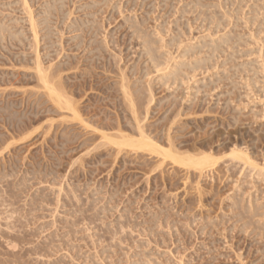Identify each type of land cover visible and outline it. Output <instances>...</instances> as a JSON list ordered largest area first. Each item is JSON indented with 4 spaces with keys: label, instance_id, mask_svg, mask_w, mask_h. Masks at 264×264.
I'll return each mask as SVG.
<instances>
[{
    "label": "rangeland",
    "instance_id": "374dc122",
    "mask_svg": "<svg viewBox=\"0 0 264 264\" xmlns=\"http://www.w3.org/2000/svg\"><path fill=\"white\" fill-rule=\"evenodd\" d=\"M1 1H2V3H1ZM78 1L79 0L76 1V4H75L74 0H70L69 1V2H71V4L66 1L67 4L65 6V11H69L70 8H73L72 10L74 11V8H75V12L76 13L73 12L75 14V15L73 14L75 16L74 20L78 19L77 21H80L82 19H86L83 16V15H85V11L92 13V10H93V14L89 13L90 14L89 15V14L86 13L88 15L87 18L89 19L88 25L90 24L89 27L92 28V29L90 31L89 27H85V29L83 28V31L82 30L81 31L84 32V33L81 34V32H80V38L79 39L81 40V38H82V41L86 42L90 38H92V36H93V38L95 37L98 41L103 40V39L106 38L104 40V44L105 45L104 44L102 45L103 41L99 42L103 47L106 46V47H104L105 50H103V52H102L103 55L100 54L101 58H100V56L97 57L93 52L89 53V50H87L88 54H86L85 53L86 49H90V47L89 48L87 47L85 49L83 46H81V47L79 46V48H78V45H76L77 42L75 40H72L71 37H70L71 35L74 36L76 33H74V32L72 33L70 31V29L67 30L66 27H65L66 26L65 24H67L66 21L59 18V20H58L59 25H58V22H57V25H58V27L61 26L59 28V29L62 28L61 30H64L63 28H65L66 32L64 34H65L66 37H64V35H63V37H64V41L63 42H64V46H65L66 41H67V44L65 46V51L62 52L61 56H59L58 59L61 60L62 62L66 61L67 58H68L67 56L71 54L69 59H71L73 61H78L80 59L79 57L81 56L80 60L81 61L84 60V63L90 62L91 64H94L96 62L97 66H99V65L102 66V67L101 66L98 67L99 70L96 68L95 72L96 73L98 72L97 75L99 74L100 78L102 77L103 79L102 78L101 79L104 80V81H102L100 78H98L99 75L98 76L96 75L95 77H91V76L90 77L89 76L85 77V76H80V74H79V76L77 78L74 77V79H73V81L77 82V85H76V88L78 90L77 92H81L80 86H79L80 83H84V87L87 86L85 89H86V91H88L87 94L90 95V100L88 101L86 96L83 97L84 99L86 98V101H85L84 105L87 106L86 107V112H89L91 110L89 115L90 116L92 115V119L94 121L103 118L102 119V124H104V122L108 121V119H106V114H108L109 119L113 121V119L116 118V112H118V111L120 112V108H118L120 106V104H116V102L118 100L116 94L113 93V91L111 93V91H110L111 89L107 90V88L110 85L112 86L114 84L113 83L114 82V78H112V77L118 71V67L121 66L120 68H122V67L126 68L125 65H127V68L125 69V71H128L126 73H127V75H129V77H131L130 79H132V80L133 79L136 80L135 79V76H136V78H138V77L140 78V79L138 78V80L143 81L145 79L144 81L146 82V81H149V78H150V81H151V78L153 76H156L155 78L153 77V79H152L153 81H151V83L154 82L153 83V88H154L155 96H157V98L155 97L156 99H154L152 101V102L155 101L154 104L152 103V106L153 105L154 106L152 107V109L150 111L151 113H149V115H148V118H147L148 121L146 120V123L150 126V128L155 127V128L160 129L162 124L166 123L165 118L170 117L172 112L175 110V104L177 103L179 106L182 105L181 106L182 107L181 108L182 112H183V109H186L184 113H186V114L188 113L187 116H189V118H188L186 116V114H185L184 116L186 118L183 117V115L181 117L182 118V122H183V119H186V121H189L188 122L189 124L187 123L188 127L184 130V132L186 131V134L184 133L185 134V136H184V140H185L184 142L185 143L187 142L188 144L205 145V146L209 145L214 151H216V150L219 151V152L216 151V157H220L222 153L224 154L225 152L230 151L229 149L231 147H234L233 145L235 144V142H238V145L240 147H242V148L248 147L247 149L250 152V154L252 155V159L255 160L256 162H258V166H256L257 169H260L262 166H264V163H263L264 162V154H263L264 153V44H263L264 42L261 40V38L264 37V30L261 33H258V32H260V30L264 29V28L259 29V27H261L260 26L261 24H262V27H264V8L262 7L264 5V0L262 1V3H261V0H258V1H260L261 4L258 3L257 0L256 1L255 0H242L241 3H240V0H237L238 3H235V0H233V3L231 2L232 3L231 6H230V2H228L229 0H207V1L206 0L202 1L201 0L202 1V5L203 4L206 5L207 2H209V1L212 2V3H208L207 6L203 5L204 7H202V8H201L202 5H201L200 0H188V1L184 0V1H186L185 2L186 4L184 3L183 0H168V1L166 0L164 2H163V0H161L163 3L160 2V0H147V1H145V0H137L135 2H133L134 0H130V1L129 0H112V2H111V0L110 1L106 0L107 5L104 2L105 0H98L99 2H97V3L100 4V5H98L96 3L97 5H94L96 7H94V6L91 7L92 10H91V8L84 7V4H83L82 0H80L79 3H78ZM86 1L84 3L93 2V0H89L87 2ZM118 1H119V3H118ZM123 1H124V3H123ZM171 1H173V2H171ZM191 1H193L195 3L192 4ZM220 1H221V3H220ZM9 2H11L12 4L9 5L10 4ZM16 2L17 1H15V0H13V1L12 0L11 1L10 0H0V5L3 4L4 12H5L2 15L3 8L0 9L2 11V12H0V18H1V15H2V19L6 15L7 16L8 15L11 16L10 13H12V11L14 10L13 13L15 15L12 13L13 16H11V17L8 16L9 18H7V16H6L7 22L9 21V23H7V24L11 26V21L13 19H14L13 20L14 23L16 21L18 22L19 19H20L19 23H17L18 27L14 26V25H16V23L14 24L12 22L13 28H14V30H15V28L17 30V28L18 29L19 28L22 29L23 27H25V28H23V30H25L26 33H27V30L29 31L27 34H25L26 36L27 35L29 36V40H28V38L27 39L24 38L26 41L24 39H21L22 41L24 40L22 45H21V44H19L20 42L19 43L17 42L18 44L15 43L16 42L15 40H17V39L12 40V39H10V38L8 39V37H6L7 40H9V42L11 40L10 44H8V42L6 41V38H3V39H5V42H2L1 41L2 39H0V42H1L0 47L2 45H4V46L7 45L8 47L11 46V45L14 46V47H10L8 49V52L6 51L7 53L5 52L7 46L6 47L2 46V48H4V50L2 48H0L1 49L0 50V55H2V57L0 56V59H1L0 60V65L2 66V65L5 64L4 67L0 66V76L6 70L11 69L12 72L9 71V70L5 72L7 76L9 74L8 78L13 77V74H15L14 77L17 76V79H20L21 81L25 80L23 82L24 84H30V83H28V80H30L29 79L30 76L28 77V75L25 74V73L28 74L29 70H26L25 68L20 66V64L18 62L20 61V58H19L20 55L23 56L24 54L26 55L28 53L29 55H26V57H28V58L30 56L34 57V53L32 54V50L33 49L30 47V44H29L30 43L31 31L29 30L30 27H29V25L27 23V19H26L27 15L25 16V13L22 12L21 4L16 3ZM138 2H139V4H138ZM187 2H189V4H187ZM198 2L201 5L200 6L198 4L200 6L199 7L200 9L198 8L199 12H201V9L204 8L203 9L204 11L202 10L203 15H204L205 11H208L205 14L207 15V13H208L207 16L208 17H212V16L216 15L217 8L220 10L219 12H221L223 10L222 12L223 13L225 12V14L226 13H230L231 14V12L233 11L232 13H235V14L239 13V15L237 16V22L240 21V23L238 24L237 22H235L234 19L236 17L233 18V16H236L237 14L236 15L235 14L230 15V19L228 18L227 14H226L225 15V17L227 16L226 21L229 19L228 21L230 22L231 16H232V20L231 21H233V22H231V23L225 22V20H223V18H222L223 15L221 16V13H222L221 12L220 15H218L217 18L221 17V20H223L222 21L223 23H221V25H223L224 27L222 26L223 27L222 28L221 25L219 27V23L221 22V20L220 19L218 20L216 18V16H217L216 15L212 19L213 21L215 19L214 22L212 21V23H215L214 25L212 24V26L214 28L213 29V28H211L212 26L210 27V25H208V22L210 23V21H209L210 18L205 20V18L207 17V16H205V18H204L205 21H203V17L204 16H201L202 17L201 18L196 13V12H198V9L194 8V10H193L192 6L196 7V5H197L196 3H198ZM213 2H214V5H213ZM247 2H248V4H247ZM72 3L75 5V7H73L74 5ZM101 3H102V6H101ZM108 3H111V5L110 4L108 5ZM120 3H123V4H121L123 7L119 6V8H118V5H120ZM132 3H133V7H132ZM171 3H172V6L168 7V4L171 5ZM217 3H218V7L216 6ZM226 3H228L229 5L228 4L226 5ZM245 3H246V6L244 5ZM4 4L6 5V7H5ZM82 4H83L84 8L81 7ZM153 4H154V7H153ZM183 4H185V6H188V5L191 6L192 5L191 6V8H192L191 10H193L195 12V17H196V14L198 15V17H200V18L196 17L198 19V21H197L196 18L194 19V13L192 15L193 11L189 10L190 7H185V6H183ZM233 4L234 5L236 4L234 6L235 8L233 7ZM253 4H255V5H253ZM257 4L261 5L260 9L262 10V13H261V10L257 8V6H256ZM113 5L117 9L114 8ZM136 5H137V8L135 7ZM198 5H197V7H198ZM208 5L210 7H213V6L216 7V8L214 7V9H216L214 13L213 12L212 13L209 12ZM222 5L224 7H222ZM252 5H253V7H252ZM77 6L79 7L78 10L80 8H82V11L79 10V13H80V11L82 12L81 15L78 14L79 17H80V20H79V17L77 15V10H76ZM103 6H104V9H103L104 12H102V11L99 12V7H100V10H101V8ZM109 6H111V7H109ZM172 7H173V10H172ZM179 7L181 8L180 10L177 9ZM238 7H239V9H238ZM241 7H242V9H241ZM108 8H110V9L107 10ZM184 8H186V11H187V9L189 11H188V13L183 15L184 16L183 17L182 14L186 12V11L182 12ZM220 8H222V10ZM223 8L226 11L229 8V10H231V12H228L229 10L226 12ZM232 8L234 10H232ZM250 8H251L252 12H257V14H258V11H259L258 17L261 16L260 17V22L259 21L256 22V20H254V18L257 16L255 13H253V14H255L254 17H253L252 12L249 14ZM7 9H9V10H7ZM84 9H89V10H85L84 11ZM151 9H152L153 13L151 12ZM161 9H162V11H161ZM256 9H258V10L256 11ZM16 10H18V11H16ZM116 10H118V11H116ZM146 10H148V11L145 12ZM174 10H176V12ZM211 10H213V8H210V11ZM236 10L237 11L239 10V12H235ZM17 12H19V13H17ZM95 12H96V14L94 15ZM150 12H151V14H150L151 18H150V15H148ZM161 12H162V14H161ZM181 12H182V14H181ZM241 12L244 13V14H242V16H244V18L241 16ZM246 12H247V14H246ZM22 13L24 15H22ZM112 13L115 14V15L113 16ZM138 13H140V14H138ZM202 13H199V14H202ZM187 14H189V16ZM209 14H210V16H209ZM217 14H218V12H217ZM260 14H262V15H260ZM73 15H72V18H73ZM92 15H94V17L95 16L100 17V18H96L99 21V23L96 21V19H94L92 17ZM132 15H134V16L137 15V16L135 18H133L134 16L131 17ZM166 15H168V17ZM249 15H252L251 16L252 19L250 17L251 21L248 20L249 19L248 18ZM82 16H83V18H82ZM129 16H130V19H129ZM162 16H164V17H162ZM174 16H175V18H174ZM16 17H18V20H17ZM123 17H124V19H123ZM147 17L150 18V19H148ZM241 17L243 18V23H242V18ZM6 18H5V21H6ZM72 18L70 17L69 21L73 20ZM91 18H93L95 20L94 21L92 19L94 22L98 23L99 30H98V27H97L96 23L93 26L94 22H93V24L91 23L92 21L90 22ZM110 18H112V19H110ZM143 18H145V19L147 18L148 22L145 21V19H143ZM189 18H191V19H189ZM239 18H240V20H238ZM115 19H117L116 22H115ZM131 19H132V21L133 20L134 21L132 22ZM135 19H136V21H135ZM154 19L157 21V23H156V21ZM174 19L175 20H180V21H178V23L181 22L182 24L181 23H180V25L178 24L177 27H181V28H176L177 22L175 24V20ZM246 19L248 20V22H247ZM124 20H125V22L127 20L129 22L131 21L130 23L128 22L129 23L128 25H130V26L134 22H136L138 24V20H139L140 23H141L142 20H144V21H142L141 24L139 23V25L141 27H143V28L145 27V30L143 28L142 29H143V31H145L147 33V35H151V36H153L152 37L153 39H155L157 41H160V42H158L159 45L161 43L162 36L166 35V38H165V36L163 38H165V40L166 39H168V40L166 42L164 41L163 44H164V46H166L167 49L164 48V47H163L164 48L163 49L162 45H161V50L159 52H161L162 55H163L162 50L164 51L165 54H166V52L168 54L169 47H170L171 43L173 45V42H174L173 38L177 37V36L179 37L180 35H182L181 37H183V38L182 39L180 38V39H181V41L183 40V42H181L180 39H178V37L175 39V40L178 39L177 42L178 43L181 42V43H179L181 45L178 44V47H177V45L175 46V44H174L171 47V50H170V51H173L172 52L173 54H175V51L176 52L178 51V52L175 54V56L171 55L172 53L169 52V55L167 56V58L173 57V58L176 59V61H173L170 58V61L172 60L170 64H173L175 62L177 63V60L179 62V60L181 59L179 55H181L182 52L180 50H178V49H182L183 50V48L185 46H188L187 43L190 44V45L191 44H195V41L197 42L198 39L200 41V36H201V40L204 41V38L207 40V39H210L211 36L214 37V35H215L214 38H217L219 36V34L222 35V33H227V32H230V31L234 30V31H232V34L234 36L236 35L235 36L236 38H237V35H238L237 39H239L241 37L240 39L243 40V41H241V42L238 41L239 42L238 44H234V43L237 42V39L234 38L233 42L234 41H236V42L233 43L234 47H232V49L235 48L233 51L231 50L230 47H229L230 48V50H229L228 46H226V47H224V50H222V51H224L225 54L222 53V51H221L219 53H221L222 55H220L219 53H218L219 56L216 55L217 56V60H219V61L221 60L220 64H217V65L215 64V66H217V68L214 69V67H215L214 66L212 68V70L211 69L209 70L210 72L207 71V73H206L207 75H205V73H204L205 71H203V70H202L201 73L199 72L200 74L197 76V78H199V79H196V80H198L200 82H204V80H202V77H203V79H204V77H206L207 79H205V82H207L208 81V77H210L209 78L210 82L213 79V80H215V84H214V81L211 82V84H209V81H208L207 84H209V85H206V83L205 84L203 83V85L207 86L206 87V86H203L202 83H200V82H199V85L197 84L198 82L197 83L193 82L192 80H194V79H192L191 81H186L185 80L184 81V85H183V82L180 81L181 84L179 86H178V84H179L178 82H176L175 84L171 82V84L173 86L169 83V85H170L169 87L173 91V92L171 91L174 94L173 95V94H171L169 92L170 90H167L166 88L164 90V87H163L162 84L158 85V82L156 84V81H154L156 78H158L159 81L162 82V80H160L161 79L160 76L162 77V75L165 73V68H166L165 64H163L165 66V68L163 70L164 72L163 71L161 72V70L163 68L162 65H161L162 68L159 67V69H158V70L161 69L159 73H158V71L156 69L157 67H154L157 72L155 71V69L152 68V66H151V68H152V70L154 72L151 70V68H150L151 72L148 69L150 74L157 73L158 76L160 75L159 77H157V74L156 75L152 74L153 76L148 74L147 76H145V71L144 70H146L145 68H147L148 64L146 65L144 62L145 61L147 62L148 57H146V55L145 56L143 55V57H141V54H144L143 44H141V42L143 41V38L140 37V35H139L140 38H137V36H133L134 34H131V33L134 32L135 35L137 34L135 32V29L133 30L134 27L131 26L132 28L130 29V27L127 26V24H126L127 22L124 24ZM195 20L197 21V23H196ZM201 20L206 23V24L203 23L204 24V28L208 29L207 26H209L210 33L206 32L205 35H203L204 31H206V30L203 29V31H202L203 26H201V24H202ZM21 21H23V23ZM61 21H63L64 24L61 23ZM164 21L167 22L168 24L170 23L169 26H167L168 24H163ZM193 21H195V22H193ZM244 21H246V22H244ZM252 21H255V23L252 22ZM143 22L144 23L147 22V25L143 24ZM216 22H217V24H216ZM251 22L253 24H251ZM184 23L185 24L187 23V25H185ZM224 23L226 25L227 24L228 25L230 24V25L226 26V25H224ZM24 24H25V26H24ZM171 24H172V26H171ZM19 25L20 26L22 25L23 27L21 28ZM118 25H119V29H117ZM121 25H122V28H121ZM144 25H146V26H144ZM150 25L152 26V28H149ZM153 25L155 27L156 26H159V27L156 29L155 27H153ZM217 25H218L219 29L221 28V32L222 33L219 32L220 30H218L219 34L216 37V32L215 31L217 29ZM233 25H235L234 29H233ZM242 25H243V27H242ZM258 25H259V27H258ZM100 26L103 27V30H102V27L100 29ZM161 26H163V27H161ZM165 26H166V28H165ZM186 26H188V28ZM191 26H192V28H191ZM199 26H200L201 30L198 29ZM146 27L149 28V29H147ZM227 27H229L230 29L232 28V29L230 31H228L229 28H227ZM235 27L238 29V33L239 34L238 33L236 34ZM238 27H240V28H238ZM26 28H27V30H26ZM93 28H94V30H93ZM184 28H185V30H184ZM189 28H191V29H189ZM224 28L225 29L227 28V32L223 31ZM241 28H244L245 31L243 29H241ZM246 28H247V30H246ZM129 29H130V31H129ZM146 29H147V31H146ZM150 29H151V31H150ZM161 29L162 30L165 29V34H163L164 33L163 32L162 36H161V34H159L157 32V30H159V32L161 33L162 32ZM166 29H167V32H166ZM171 29H173V30H171ZM212 29H213V31H212ZM113 30H114V32H113ZM152 30L155 31L154 33H156V34L152 35V33H153ZM249 30H250V32H249ZM68 31L70 32L69 34H68ZM93 31H96L95 32L96 34ZM104 31H107V32H104ZM131 31H133V32H131ZM171 31L172 32L175 31L176 34L178 32V35H176L175 32L173 34ZM184 31L185 32L187 31L186 33H188L185 36V37H188V40H189V36H190V34L192 32L193 33L191 34L190 39L193 38L194 35H195V38H197V39H195V41H194V38H193L192 40H189V42H188L187 39H184L185 38L183 36V32ZM197 31L199 32V35L197 34ZM101 32H102V34H101ZM145 32H143V33H145ZM150 32H151V34H150ZM211 32H212V34H211ZM167 33H168V35H170L169 36L170 38L167 37L168 36ZM179 33H181V34H179ZM200 33H202V35ZM246 33L248 35V41L250 40L248 45H245V43H246L245 40H247ZM252 33H253V36L251 35ZM209 34H211V35L209 36ZM240 34L242 36H240ZM97 35H99L100 37L99 36L96 37ZM104 35H105V38H104ZM243 35H244V37H243ZM256 35L257 36L260 35V36L257 37ZM114 36H115V38L113 39ZM155 36L158 37V39H156ZM206 36H207V38H206ZM88 37H90V38L88 39ZM102 37H103V39H101ZM159 37H160V40H159ZM171 37H172L173 42H171L172 41ZM202 37H203V39H202ZM20 38H22V36H20ZM86 38H87V40H86ZM130 38H132V39L130 40ZM69 39H71V40H69ZM137 39L140 40V41H138ZM55 40H57L56 42H58L59 39L56 38ZM184 40H186V41H184ZM77 41H79V40H77ZM107 41L109 43V45H108L109 49H112V50H108V46L106 45ZM190 41H191V43H190ZM248 41H247V43H248ZM25 42L27 44H25ZM129 42H130V44H129ZM162 42H163V39H162ZM185 42H187V43H185ZM14 43H15V45H14ZM43 43L40 44V51H42L44 49L45 50L40 52V53H41L42 57L44 58V61H45V59L47 60L49 58H51V59L53 58V61H54L57 58V55H56L57 53L54 54L56 51L53 50V48L56 49L55 47L58 48L59 45L56 44L57 46L55 45L52 48V50L51 49L46 50V48H45L46 44L44 43L45 45H43ZM165 43H166V45H165ZM182 43H183V45H182ZM25 45L31 48V52H26V51H30V50H29L28 47H27V50H26ZM156 45H157V47L159 49V45L158 44H156ZM236 45H237V47L241 46V49L237 48V51H236L238 53V55H236L237 58H235V56H234L235 50H236ZM17 46H19V47L17 48ZM141 46H142V48H141ZM179 46H182V47H179ZM66 47H67V50H66ZM83 48H84V50H83ZM115 48H117L119 51H117V49H115ZM226 48H228V50ZM59 49H61V48H59ZM133 49H134V51H133ZM9 50L11 51V53H10ZM14 50H15V53H12V52H14ZM238 50L239 51L242 50L243 52H244V50H248V52L250 51V53L247 54V51H245V55L243 56L244 53L241 52L243 54L239 55V51ZM48 51H50L51 54L50 53H48V54L51 57L49 55L47 57V54H45ZM112 51H114V55L115 56L113 55ZM141 51L143 53H140ZM16 52H17V54L19 53L18 56H17ZM107 52L110 53V56H109V54ZM20 53H22V54H20ZM75 53L76 54L79 53L78 54L79 56H77ZM226 53L227 54L230 53V54H228L229 56L227 55V57L230 58L231 54L233 55V57L228 59L226 57ZM72 54H73V57H72ZM111 54H112V57H111ZM3 55H4V57H3ZM12 55L13 56L16 55L17 57H12ZM62 55H65V56H62ZM82 55H83V60H82ZM91 55H92V58L93 57H97L98 61H99V59H101L99 61V63H98V61H95L94 58L90 59ZM126 55H127V57H126ZM203 55L205 56L204 52H203L202 56ZM108 56H109V58L107 60ZM116 56H118V57L115 58ZM164 56L166 57V55H164ZM199 56H201V55H199ZM221 56H222V59L220 58ZM239 56H240V58H239ZM8 57H9L10 61L12 60L11 62H14L13 64L10 61H8ZM11 57L13 59H11ZM26 57L24 56L22 59H25ZM74 57H75V59H74ZM224 57L226 58V60H229L228 62L227 61L226 62L227 63L230 62V63L229 64H224L222 66L223 63H221V62L225 61V60H223ZM18 58H19V61H18ZM112 58H113V60H112ZM141 58L142 59L146 58V60L144 59L145 60L144 61ZM58 59H56V60H58ZM231 59H235L236 63H234V60H231ZM236 59H238L237 61H239L238 62L239 64H237ZM105 60H106V62H105ZM253 60H254V62H252ZM119 61H120V64H119ZM135 61L137 62L136 66H135V63H136ZM182 61H183V57L180 60V62H182ZM244 61H245V63L246 62L254 63V65H256V67L258 65V67L256 68L254 66L255 71L253 69V72H252L251 69H250L251 72L249 70L247 72L246 70H244V67H243V64L245 65V63H242V65L240 63V62H244ZM15 62H17V63H15ZM112 62L114 63L115 67L112 64ZM148 62H149V60H148ZM106 63H107V67H106ZM217 63H218V61H217ZM130 64H132L134 66V68ZM138 64H140L141 66L138 65ZM142 64H144V66ZM246 64H248V63H246ZM12 65L14 66V69H13ZM15 65L18 66V67L20 66L21 70L22 69H24V70L20 71L18 69V67L15 68ZM237 65L238 66L240 65V67L243 68L242 70L248 73L247 75L249 77L246 75L245 72H243V76H239L240 73L242 75V72H241V70L240 71L238 70L239 67ZM8 66H10V67L12 66V68H10ZM128 66L129 67L131 66V69H129ZM138 66H139L140 69L138 68ZM142 66H143V69H142ZM228 66L229 67L231 66L233 71L236 72V74L232 71L231 68H229V69L232 72L230 70H228V69L226 70V68ZM246 66L248 68V65H246ZM224 67H226L225 68L226 71L223 70ZM101 69H102V72L103 71L108 72V70H109L108 73L110 75L106 73V76H107L106 77L105 76V72L103 74L100 71ZM235 69L238 70L239 72L235 71ZM167 70H168V68H166V71ZM218 70L222 71L224 74L226 73V76H224L223 73L218 71ZM141 71L143 72V74H141ZM217 71L220 72V73L216 75ZM227 71H228V74H227ZM18 72H21V73H18ZM22 72H23V74H22ZM138 72L142 76L140 74H137ZM10 73H11L12 76L10 75ZM101 73L103 75H101ZM111 73L112 74L114 73V74L111 76ZM128 73H130V74H128ZM212 73H213V75H212ZM208 74H209V76H208ZM232 74H233V76L230 77ZM108 75H109V77H108ZM137 75H139V76L137 77ZM149 75H150V77L147 78L148 79L147 80L146 77H148ZM201 75H202V77H200ZM219 75H220V77L218 78L217 76H219ZM222 75H223V77H222ZM245 75H246V77H244ZM18 76L20 78H18ZM143 76H145V77L142 80ZM212 76H213V78H212ZM228 76H229V79L231 80V81L230 80L229 81L232 84H230L229 81L226 80V78L228 79ZM80 77H82V78H80ZM83 78H84V80H83ZM91 78H92V80H91ZM94 78H96V79L94 80ZM110 78H112L113 82L111 81ZM215 78H217V79H215ZM231 78H233V79H231ZM85 80L87 82H85ZM99 80H100V83L98 82ZM219 80H221V81H219ZM249 80H253V82H252L253 85L250 84L251 86L250 85L248 86V83L250 82ZM217 81H219V82H217ZM232 81H234V82H232ZM90 82H91V84H90ZM107 82H108V86L106 85ZM186 82H189L191 85L193 84L192 87L188 86V88H186L187 85H190V84H187ZM185 83H186V85H185ZM104 84H105V87H102ZM89 85H91V86L93 85V88L91 87L92 91L90 90V92H89V88H90ZM154 85H155V87H154ZM175 85L178 87V90H177V87ZM196 85L197 86L201 85L203 87L204 91L202 89H200L201 91H199V92H201L200 93L201 95H199V93H197V96H195ZM167 86H168V84L165 87H167ZM169 87H168V89H169ZM190 87H191V92L189 90ZM214 87H215V89H213ZM95 88H96V90H94ZM97 88H98V91H97ZM173 88L175 90H177V91L175 92ZM183 88H184V92H183L184 96H182V93H181V90H183ZM103 89H104V92H102ZM185 89L186 90L188 89L187 92H185ZM192 89L193 90L195 89L194 92H192ZM206 89H207V91H210V92H208V94L204 93V92H207ZM211 89H213V90H211ZM188 91H189V93H188ZM202 91H203V93H202ZM227 92H229V93H227ZM231 92H232V94H231ZM101 93H102V95L103 94L104 95L102 96ZM109 93H110V95H109ZM191 93H192L191 98H192V96L193 97L195 96L197 99L196 98L195 99L194 98L190 99L188 94H191ZM186 94L188 95V97H189V99L191 101L194 100L193 101L194 103L191 102V101H188L189 99H188V97H186ZM14 95L11 96V97H7L6 98V102H2V101L0 102V118H1V120H0V136L7 135L8 134V133L6 134V130L7 129L9 131L13 130V128H12L13 125L15 123L17 124V122H15V123H13V122L17 121L18 118H22L23 114H26L27 117L31 118L34 121H37V120H38V122L41 121V122H39V124H42L44 122L45 117H47V116L56 117V116H54V114H52L50 112L48 114L47 111L52 107V106H49V103H47L46 106H38L37 107V105L34 104L33 102L31 104H28L27 101L26 102L22 101V99H21L22 95L21 94L19 95L18 93H15ZM83 95L84 94L82 93V96ZM105 95H106V97H105ZM165 95H167V96H165ZM169 95H171V96L169 97ZM92 96H93V98H92ZM108 96H109V98H108ZM112 96H114V97L112 98ZM165 97L166 98L169 97V98H167V100H166ZM106 98H108V99H106ZM178 98L179 99L181 98V99L179 100ZM198 98H200V99H198ZM112 100H113V102H112ZM173 100H175V101L173 102ZM184 100L186 101V103H185ZM198 100H199V102H198ZM108 101H109V103H108ZM181 101H183L184 103H182ZM172 102H173V104H172ZM225 102L226 103L228 102L227 106H226ZM12 103H13V105H12ZM189 103L190 104L192 103V104L190 105ZM197 103H198V106H197ZM17 104H18V106H17ZM158 104H159V106H158ZM170 104L174 105V106H171ZM169 106H171V107H169ZM41 107H43V109ZM101 107H102V109H101ZM109 108H112V109H109ZM207 108H208V111H207ZM236 108H238L239 110L238 109L235 110ZM167 109L168 110L171 109V110L168 111ZM100 110H101V112H100ZM105 110L108 113H105L106 112ZM154 110H155V112H154ZM3 112H4V114H3ZM111 112H112V115L110 114ZM197 112H199V113H197ZM191 113H192V116L195 113H197V114L193 116L194 118L192 116H191L192 117L191 118L190 117ZM93 114L95 115V117H94ZM123 114L125 115L126 113H123L121 111L120 116H123L121 118H122V121L124 123V122H126V118L124 119V115ZM231 114H233V115H231ZM235 115H236V119L233 121V117H235ZM49 117H48V119H50ZM231 119H232V121H231ZM24 120H27V118H25ZM42 120H43V122H42ZM236 120H237V122L235 124L234 122ZM54 121H56V118H55ZM38 122H36V124H35L37 128H38V125H37ZM194 122H195V124H194ZM10 123H13V124H10ZM45 123H43L44 124L43 128H42V125L39 126L42 131L40 129H39V131L35 130L36 128L31 130L34 133H35V131L39 132V135H38L37 132L35 134L33 133L34 135H32V133L30 131H29L30 133L28 135L27 134L26 135L22 134V137H24V140L26 138L25 136H27V139H26L27 141L25 140L23 145H22L23 141L18 142L16 144V146L13 147L15 149H13L12 152H9V153L4 152V155H3L4 157L2 155L0 156V172H4L5 173V172L8 171V173L10 174L8 176V178H11V180L12 181L14 180L13 182L17 184L16 185V189L14 190V192L9 194L11 199L9 198L8 195H6V198L10 199L9 200L10 202H15L14 207L18 209V213H16L18 215L15 214L14 215L15 217L13 216V217H11L12 219H10L8 213L5 211V207L3 205H0L1 206L0 207V211H1L0 212V218H1V220H0V224H1L0 225V264H46V262L48 264L49 263L50 264H55V263L56 264H139V263L140 264H144V263L145 264H149L150 260L152 261V262H150V264H264V237H262L263 235H261V233L264 234V231H263L264 230V218L262 217V216H264V215H262V214H264V210H263L264 209V205H262L263 207L261 206V204L264 203V201H262V200H264V195H263L264 194L263 193L264 192V180H263L264 176L258 175L257 173H259V170H256L255 167H253L254 168V171H253L252 167H250V166L243 167L244 165L242 166V164L241 165L239 164L238 167L234 170V172L229 171V170L226 169L227 170V173H226V170H224V169H225L226 165H228V164L225 163L224 165H222L223 167H221L220 169H218V168L216 169L215 168V169H212L211 171H208L207 174H204V176L205 175L208 176V173L210 172L209 176L208 177L206 176L207 178L204 177V176H198L199 179L197 180L198 181L197 182V181H195V179H197L196 178L197 177V172L196 171L193 172V170H191L190 172H187V171L183 170V168H182L183 165L181 166V164H180V166H181L180 167L176 163L172 164L173 162L171 163L170 160L167 161L166 163H164L166 168L168 167L167 170L165 169L163 164H162V167H158V166L153 164V163L156 164V162L158 161L156 155H153L151 153L147 154L148 152H146V151L143 152L145 154L142 153V155H141V152L140 153H133L132 152L130 154H122V156H118V158L116 160H115V157H113L115 155H112L110 153V151H102L103 153L101 155L96 156L94 160L90 161V163L87 164V167L85 168L86 169L85 171L84 170L83 171H80V170L78 171V170L75 169V166L77 164L76 161L79 160V159H77V157L82 156L83 150H85L84 153L86 154V151H87L86 147L84 145L81 146V144L79 142L80 140L77 141V142H73L71 144H68L65 147L66 154L63 155L62 154V148L57 147L58 142H61V138L57 137L53 133V128L51 129V131L47 132L48 133L47 134L45 129L48 127L49 123H47V121H45ZM53 123H56V122H53ZM78 124L79 123H76L73 126L74 127L73 131L77 135L85 134L86 130L81 125H78ZM4 125L6 126V128H5ZM8 125H10V126H8ZM83 129H84L85 132L83 131ZM158 129L156 131H158ZM43 130L45 131V133H44ZM154 133H152V135ZM86 134L89 135V132H87ZM92 134H94V133H92ZM182 134H183V131L178 133L177 142H178V144L180 146L179 150L183 151V135ZM29 135H31V136L28 139ZM48 135H49V137H48ZM41 137H42V139H41ZM43 137H44L45 140L43 139ZM19 138L21 140V137H19ZM71 146L73 147V150L71 149L72 148ZM75 146H77V147L75 148ZM253 148H255V150ZM69 149H70V151H69ZM17 151H18V153H17ZM96 151L99 152L101 150H95V152L94 153L92 152V154H97ZM24 152H25V155H23ZM71 152H72V154H71ZM78 153H80V154L78 155ZM223 154H222V156H223ZM14 155H15V157H14ZM134 155L136 157H134ZM148 155H151V156L153 155V157H150ZM43 156H45V157H43ZM99 156H102V157H99ZM22 157H25V158H22ZM73 157H75L76 161L74 160ZM130 158H133V159H130ZM56 159H58V160H56ZM99 159H100V161L102 163L99 162ZM113 159H114V162L116 161L115 164L114 163L112 164ZM136 159H138V160H136ZM22 160H23V163H22ZM72 160H73V162H76V163L73 164V165H70ZM142 160L144 161V163H143ZM154 160H157V161H154ZM221 160H222V158H221ZM43 161L46 162V163H44ZM96 162H98V163L95 164ZM104 162H105V164H104ZM128 162H129V164H128ZM168 162H170L169 166L166 165V164H168ZM261 163H262V166H261ZM5 164H6V166H5ZM152 164H153V166H152ZM69 165L71 167H69ZM117 165H119V166H117ZM259 165L261 167H259ZM151 166H152V168H151ZM154 166L157 167V168H154ZM110 167H111V169H110ZM173 167H174V169H173ZM11 168H12V170H11ZM67 168H69V169H67ZM153 168L155 170V173H154V171H152ZM160 168H162V169H160ZM180 168L183 171H185L184 175H183V171ZM241 168L243 169L242 173H245V174L240 173ZM244 168H246V170ZM35 169L37 170V172L35 171ZM119 169H121V170H119ZM159 169L161 171L163 169L164 170L161 172ZM169 169H171L172 171L171 170L169 171ZM179 169L182 171L180 174H182L183 176L179 174V172H180ZM110 170H112V171L110 172ZM116 170H118V171H116ZM149 170H151L152 173H150L151 171H149ZM214 170L215 171L217 170V172H214ZM255 170L257 171V173H256ZM66 171H67V177H66ZM143 171H144V173H143ZM251 171L256 173V174L252 173ZM20 172H21V174H20L21 176L18 174ZM159 172L161 174L163 173L162 176H161V174ZM108 173H109V176H108ZM164 173H166V175ZM168 173H172V174H168ZM187 173L188 174L190 173V174L188 175ZM220 173H221V175H220ZM146 174H149L148 178L153 179V181L148 179V178L147 179L149 181L147 179H145L147 177ZM237 174L240 175V176L238 177ZM250 174H252V175L254 174V175L253 176L251 175L252 177H249ZM64 175H65V177H64ZM241 175H242V177H241ZM60 176H61V178H60ZM170 176H171L172 179L169 178ZM184 176L185 177L186 176L189 177V179H191V182H190L189 179H187V181H188L187 182L186 181L187 177L185 178ZM227 176L229 177V179H227L228 178ZM246 176L249 177V178H247ZM259 176H260L261 180L259 179ZM52 177H53L54 180L52 179ZM182 177H184V179H185V180L183 179L184 182H187L188 184L187 183L185 184L181 180ZM200 177H201V179H200ZM211 177L214 178V179L212 178L213 181L210 179ZM64 178H67L66 179L67 181ZM251 178H252V180H250ZM256 178H258V180ZM162 179H165V180H163V182H162ZM220 179H221V181H220ZM230 179H232V181ZM234 179H236V180H234ZM246 179H248V180H246ZM88 180L90 181L89 183H88ZM237 180H239V181H237ZM256 180H257V182L259 181L258 182L259 184L258 183L256 184ZM164 181H166V182H164ZM262 181H263V184H262ZM22 182H25L24 186L21 184ZM61 182L62 183L65 182V183H63V185H62ZM85 182H87V183H85ZM147 182H148V184H146ZM189 182H190V184H189ZM249 182L252 183L253 185L254 184L255 185L253 186L251 184L249 186ZM66 183H68V184H66ZM183 183L186 185V188H188V189L185 188V185L183 187ZM194 183H197V184L199 183L198 185L199 186L201 185L202 188H203V186L204 187L206 186V187L203 188V189L201 187H198V189L200 188L201 191H197L198 190L197 189L196 190L197 193H196ZM211 183L213 185H211ZM243 183H245V184H243ZM246 183H247V185H246ZM42 184H44V185H42ZM237 184H239V186ZM241 184H243V187H242ZM39 185L41 187H38ZM52 185L55 186L56 190H54V187ZM61 185H62V189L63 190H61ZM67 185H68V187H67ZM69 185L71 186V188H70ZM163 185H164L165 188L163 187ZM232 185H235V187L237 186L238 189L240 188V191L238 189H236L237 187L236 188L232 187ZM33 186H35V188H33ZM101 186H102V188H101ZM112 186H114V187H112ZM190 186H192V187L194 186V187L192 188ZM50 187L51 188L53 187V188L51 189ZM210 187L212 189H210ZM59 188H60L61 192L58 191ZM191 188L194 190V191L192 190V192L194 194L192 192H190ZM252 188H253V190L255 192L258 191L260 193L258 194V192L257 193L252 192L253 191ZM31 189H32V191L30 192ZM88 189L92 190L93 192L88 190ZM118 189H119V191H117ZM183 189H186V190H183ZM164 190H165V192H164ZM207 190H208V192H207ZM48 191H50V192H48ZM166 191H167V193H166ZM32 192H33V194L30 195L29 193H32ZM90 192H92V194ZM185 192H187V193L185 194ZM201 192H203L204 194H202ZM228 192L230 193L231 197L228 195L229 194ZM246 192L249 193V194H247ZM44 193H46V194H44ZM231 193L234 196H236V195L240 196V194H241V198H242L243 201H238V202L235 203V201H234L235 197L232 196ZM201 194H202V196H201ZM225 194H226V196H225ZM250 194H251V196H249ZM197 195L200 196V198L201 197L203 198V199L201 198L202 200H200V199L199 200L201 202V205H202V203H205V204H203V206L206 205V207L204 206L203 208H206V209H203L202 207H200L198 209V207H199L198 205H200V203L199 204L197 203V200H198V196ZM247 195L249 197L254 196L253 199L251 198L253 201H255L254 205L252 203L253 201H250L251 199ZM59 196H60L61 202H60V199H59V201H57ZM97 196L99 198H96ZM183 196H184V198H183ZM255 196L258 197L259 201L258 200L256 201V197ZM227 197H229V198H227ZM243 197L245 198V200H244ZM259 197L262 200H260ZM73 199H75V200H73ZM163 199H164L165 202L163 201ZM248 199H250V200H248ZM54 201H55V203H54ZM106 201H108V202H106ZM247 201H250V202H247ZM101 202L104 205H102ZM103 202H105V203H103ZM243 202L245 203V205H244ZM258 202L259 203L261 202V203L259 204ZM58 203H60V206L58 205ZM231 203L234 204L235 206L234 205L232 206ZM43 204H45V205H43ZM76 204H77V206H76ZM98 204L100 205L99 207H97ZM108 204H109V206H108ZM227 204H229V205H227ZM50 205H51V207H50ZM57 205H58L59 208L57 207ZM168 205H169V207H168ZM252 205L254 207L257 206V207H255L256 209ZM110 206L113 207V208L111 209ZM195 206H198V207L196 208ZM228 206H230L231 208L228 207ZM250 206H252V207H250ZM39 207H42V208H39ZM226 207H228V208H226ZM94 208H96V209H94ZM245 208H246V211H245ZM258 208H259V210H258ZM228 209L233 210V211H230ZM250 209L254 210L255 212L251 211ZM54 210L58 211V212L56 211L57 214L56 213L54 214L55 218L53 217L54 221L56 220L55 222L53 221V218H52L53 212H55ZM64 210H66V211H64ZM74 210H75V212H74ZM184 211H185V213H184ZM229 211H230V214L228 213ZM259 211H260L261 215L259 214ZM5 212L7 213V215H6ZM186 212H188V213H186ZM190 212H191V214H190ZM201 212H202V214H201ZM238 212H239V214H238ZM60 213L63 214L62 217H61ZM96 213H97V215H95ZM234 213H236V215ZM241 213H243V214H241ZM248 213L250 215H248ZM251 213H253V215H251ZM19 214H20V216H19ZM214 215H215V219L217 221H215ZM165 216H167V217H165ZM191 216H193V217H191ZM255 216H257L256 219H255ZM259 216L262 217V218L259 219ZM118 217H119V219H118ZM160 217H162V218H160ZM211 217H213V218H211ZM126 218H127V220H126ZM196 218H198V219H196ZM200 218H201V220H200ZM219 218H220V221H219ZM241 218H243V221L245 223H248V224L244 225L245 223L244 222H243L244 224L242 223V219ZM40 219H42V220H40ZM210 219H212V220H210ZM4 220H6L7 222L4 221ZM113 220H114V222H112ZM198 220H199V222H198ZM256 221H258L259 223L256 222ZM53 222H54V224H53ZM109 222H111L110 225H113V226L109 227L110 226V225H108ZM131 222H133V223H131ZM170 222H172V224ZM190 222L191 223L195 222V224L192 223L193 224L192 225ZM103 223L105 224L104 227H103ZM168 223H170V225ZM197 223H199L198 227H197ZM35 224H37V225H35ZM46 224H47V226H46ZM119 224H121V226ZM152 224L154 225L153 227H152ZM6 226H8L9 228L6 227ZM28 226L30 227V229H29ZM80 226H82V227H80ZM127 226H129L128 227L129 229L127 228ZM203 226H206V227L204 228ZM233 226H234V228H233ZM250 226H252L253 230H252V228ZM13 227H15V229ZM26 227H28V228H26ZM55 227H57V228H55ZM86 227H88L92 231H90ZM113 227H114V229H113ZM123 227H124L125 230L123 229ZM136 227L137 228L139 227V228L137 229ZM245 227L247 229L250 228L251 230L246 231L247 229ZM78 228H80V229L78 230ZM95 228H96V230H95ZM120 228H122L121 231L123 232V234H121L122 232L120 231ZM154 228H156V229H154ZM199 228H200V230H198ZM243 228L245 229V231L242 230ZM130 229L131 230L133 229V230L131 231ZM9 230H12V231H9ZM126 230H128V231H126ZM138 230H140V231H138ZM143 230H144V232H143ZM86 231H88V232H86ZM124 231H126V232L124 233ZM194 231H196V233ZM242 231H244V232H242ZM43 232H45V233L47 232V233L45 234ZM51 232H53V233H51ZM64 232H66V233H64ZM259 232H260V234H259ZM40 233H41V235H40ZM79 234H80V236H79ZM82 234H83V236H82ZM117 234H118V236H117ZM119 234H121V235H119ZM256 234H257V236H256ZM89 235L92 238H90ZM119 236H120V239H119ZM43 237H44V239H43ZM57 237L58 238L60 237L61 239L59 238V240H58ZM101 237H102V239H101ZM131 237H132L133 241L131 240ZM113 238H114V240H113ZM5 239H6V241H5ZM36 239H37V241H36ZM111 239L114 241V243H116L115 240L117 239L116 240L117 243L114 244L113 242H111L112 241ZM141 241H143V242H141ZM6 242H7V244H6ZM10 242H11V244H10ZM55 243H57V244H55ZM119 243H122V244L120 245ZM17 244L20 245V247L17 246L16 249H15L14 246H16ZM6 245H8V247ZM10 246L14 247L15 250H12L13 248H10ZM67 246H68V248H66ZM108 246H109V249L106 250V248H108ZM22 247H24V248H22ZM73 247H74V249H73ZM50 250H51V252H50ZM72 250H74V251H72ZM53 252H56L57 254L53 253ZM39 257L40 258L42 257V258L40 259ZM47 257H48V260H49V257H50V259L52 257V259H51L52 261L51 260L48 261ZM143 259H144V261H143ZM146 259H147V261L149 259V261L147 262ZM54 260H55V262H54ZM138 260L139 261L141 260L144 263L143 262H139ZM56 261H58V262H56Z\"/></svg>",
    "mask_w": 264,
    "mask_h": 264
},
{
    "label": "bare ground",
    "instance_id": "6f19581e",
    "mask_svg": "<svg viewBox=\"0 0 264 264\" xmlns=\"http://www.w3.org/2000/svg\"><path fill=\"white\" fill-rule=\"evenodd\" d=\"M11 1V0H10ZM13 1V0H12ZM15 1H17L16 3H19V4H21V9H22V12L23 13H25V16L27 15V17H26V19H27V23H28V25H29V27H30V31H31V35H30V47L33 49L32 50V54L34 53V57H26V55H29L28 53L25 55H20L19 56V58H20V61H19V58H18V63L20 64V66H22L23 68H25L26 70H29V73L27 74V73H25L26 75H28V77L30 76V80H28V83H30V84H24L23 82L25 81H21L20 79H17V76L16 77H14L15 76V74H13V77H11V78H8V76H9V74H8V76L6 75V71H11V69H8V70H6L5 68V72H3L2 73V75L0 76V102L2 101V102H6V98L7 97H11V96H13L15 93H18L19 95L21 94L22 96H21V99H22V101H24V102H28V104H31L32 102L34 103V104H36L37 105V107L38 106H46L47 105V103H49V106H52L47 112H48V114H49V112L50 113H52V114H54V116H56V117H49V116H47V117H45V119H44V122H43V120H42V122L43 123H45V121H47V123H49L48 124V127L45 129V131H46V133L47 132H49V131H51V129L53 128V133L57 136V137H59V138H61V142H58V144H57V147H60V148H62V154L64 155V154H66V151H65V147L68 145V144H71V143H73V142H77V141H79L80 142V144H81V146L82 145H84L85 147H86V154L84 153V151L85 150H83V154H82V156H80V157H77V159H79V160H75V157H73L74 158V160L77 162V164H76V166H75V169L76 170H80V171H85L86 169V167H87V164L88 163H90V161H92V160H94L95 159V157L96 156H98V155H101L103 152L102 151H110V153L112 154V155H115V156H113V157H115V160L118 158V156H122V154H130V153H140L141 152V155H142V153L143 152H148L147 154H149V153H151V154H153V155H156V157H157V159H158V161L157 160H154V161H157L156 162V164L155 163H153L154 165H156V166H158V167H162V164L164 165V163H166L167 161H171V163L172 164H177V165H179L180 166V164H181V166L183 165V170H185V171H187V172H190L191 170H193V172L194 171H196L197 172V179H195V181H197L199 178H198V176H204V174H207V172L208 171H211L212 169H220L221 167H223L222 165H224L225 163L226 164H228V165H226V167H225V169L224 170H229V171H232V172H234V170L238 167V165L240 164H242V166L243 167H248V166H250V167H255L256 168V170H259V173H257V171H256V173L258 174V175H260V176H264V166H262V163H261V166L259 165V167H261L260 169H257V167L256 166H258V162H256L255 160H253L252 159V155L250 154V152L248 151V147H246V148H242V147H240L239 145H238V142H235V144L233 145L234 147H231L229 150L230 151H228V152H225L224 154H223V156H222V154H221V156L220 157H216V151H214L209 145L208 146H205V145H195V144H188L187 142L185 143L184 141V136H185V134H186V131L184 132V130L188 127V125H187V123L189 122V121H186V119H183V122H182V115H183V117H185L184 115L186 114V113H184L185 112V110L186 109H183V112L181 111V106H179L177 103L175 104V110L172 112V114L170 115V117H167V118H165V121H166V123H163L162 124V126H161V128L160 129H158V128H155V127H153V128H150V126L146 123V120L148 121V115H149V113H151L150 111H151V109H152V107L154 106H152V103L154 104V102H152L154 99H156L157 98V96H155V92H154V88H153V83L154 82H152L151 83V81H153L152 79H153V77L155 78L156 76H153V75H156L157 73H155V74H150L149 73V71H148V69L150 70V68H151V66H152V68L153 69H155L154 67H157L156 69H157V71H158V73L160 72V70H158L159 69V67H161V65L163 66V68H162V70H161V72L164 70V68H165V66L163 65V64H165L166 65V68H168V70L166 71V68H165V73L162 75V77L160 76V80H162V82L161 81H159V79L158 78H156L154 81H156V84H157V82H158V85L160 84H162L163 85V87H164V90H165V88L167 89V90H170L169 92L171 93V94H173L172 92V90L170 89V85H169V83L171 84V82L172 83H176V82H178L177 84H178V86L181 84V82L180 81H182L183 82V85H184V81L186 80V81H191L192 79H194V80H192L193 82H198L197 84L199 85V82L200 81H198V80H196V79H199V78H197V76L202 72V70L203 71H205L204 73H205V75H207L206 73H207V71L208 72H210L209 70L211 69L212 70V68L215 66V64L217 65V64H220V61L219 60H217V56H219V54L220 55H222L221 53H219V52H221L222 50H224V47H226V46H228V48L230 47L231 48V50L233 51L234 49H232V47H234V44H238L239 42L238 41H243V40H241L240 38V36H242L241 34H240V38L239 39H237L238 38V35H237V38L232 34V31H234V30H232V31H230L231 29L229 28V27H227V28H229V30L228 31H230V32H227V28L225 29H223V31H226L227 33H222L221 32V28L219 29V27H220V25H221V23H223L222 21L223 20H225V22H229L228 20L230 19V15H233V14H235V13H232L231 12V10H229V8H228V12H231V14L230 13H226L227 14V16H228V20L226 21V19H227V16L225 17V12L223 13L222 11V8H220L222 11V13L221 12H219L220 10L217 8V10L216 9H214V7L215 6H213L214 5V2H213V7H210L209 5H208V10H209V12H215V10L218 12V14H217V12H216V15H214V16H212V17H208L207 15H208V13H207V15L205 14L206 12H208V11H205V13H204V15H203V13H202V10L204 9H201V12H199V7L202 5V1L200 0V2H201V5H200V3L198 2V3H196L197 5H198V7H197V5H196V7L194 6H192V8H193V10H194V8L195 9H198V12H196L200 17L201 16H204L203 17V21H205V20H207V19H209V21H210V23L208 22V25H210V27L212 26V24L214 25L215 23H212V19L216 16V18L218 17V15H220V13H221V16L223 15V20H221V17L220 18H217L218 20L220 19L221 20V22L219 23V27H218V25H217V29H216V37H217V35L219 34V32H221L222 33V35H220L219 34V36L217 37V38H214L215 37V33L213 34L214 35V37H212L211 36V38L210 39H205L204 38V41H202L201 40V36H200V41H199V39H198V41L196 42L195 41V39H197V38H195V35H194V41H195V44H188L187 42H185V43H187V45L188 46H185L184 48H183V50L182 49H178V50H180L182 53H181V55H179L180 56V58L182 59V57H183V61L182 62H180V60H179V62H178V60H177V63L175 62V63H173V64H170L171 63V61L173 60V61H176V59L175 58H173V57H169V58H167V56L169 55V52H173V51H170L171 50V47L175 44V46L177 45V47H178V44L179 43H181V42H183V40L181 41V39L183 38V37H181L182 35H180L179 37H178V39H180V41L181 42H177V40H175L177 37H174L173 38V40H174V42H173V40H172V37H171V42H173V45H172V43H171V45H170V47H169V52H168V54H167V52H166V54L164 53V51L162 50V52H163V55H162V53L161 52H159L160 50H161V45H162V48L164 47V48H166V46H164V41L166 42L168 39H166L165 40V38H166V35H164L165 36V38H163L164 36H162L163 34H165V29H161V33L159 32V30H157V32L159 33V34H161V36H162V38H161V43H160V45H159V43L158 42H160V41H157V40H155V39H153L152 37L153 36H151V35H147V33L145 32V31H143V29L145 30V27L143 28V27H141L140 25H139V20H138V24L136 23V22H134V23H132L131 24V26L132 27H134L133 28V30L135 29V32L137 33L136 35H135V33L133 32V31H131V32H133V33H131V34H134L133 36H137V38H140V37H142L143 38V41L141 42V44H143V48H144V54H141V57H143V55L145 56L146 55V57H148V60H149V62H148V60H147V62L145 61L146 60V58H144V59H142V60H144L145 62V64L147 65V68H145L146 70H144L145 71V76H147L148 74H150L151 76H153L152 78H151V81H150V75L148 76V77H146V79L147 78H149V81H144L143 80V78L145 77V76H143L142 77V80L143 81H141V80H138V76L139 75H137V77L138 78H136V76H135V79L136 80H132V79H130L131 77H129V75H127V73L126 72H128V71H125V69L127 68V65H125V67L126 68H124V67H122V68H120V67H118V71L113 75L112 73H111V76L113 75V77L112 78H114V82L112 81V78H110L111 79V81L114 83L112 86L110 85L108 88H107V90H110L111 91V93H112V91H113V93H115L116 94V96H117V98H118V100H117V102H116V104H120V106L118 107V108H120V112L118 111V112H116V118L115 119H113V121L112 120H110L109 119V117H108V114H106V119H108V121L107 122H104V124H102V119H99V120H96V121H94L93 119H92V115L90 116L89 114H90V111L89 112H86V107L87 106H85L84 105V103H85V101H86V98L84 99L83 97H87V99H88V101L90 100V95L89 94H87V92L88 91H86V87H84V83H80L79 84V86H80V90H81V92H77L78 90H77V88H76V85H77V82H75V81H73V79H74V77L75 78H77L78 76H79V74H80V76H91V77H95L96 75H97V73L95 72V69L97 68L98 69V67L99 66H101V65H99V66H97V63L95 62L94 64H91L90 62H87V63H84V60H83V55H82V60L83 61H81L80 59H81V56L79 57L80 59L78 60V61H73V60H71V59H69L70 58V55H68L67 57V60L66 61H61V60H59L58 59V57L59 56H61V54H62V52H64L65 51V46H66V44H67V41H66V43H65V46H64V37H66L65 36V28H63L64 30H61V29H59L60 27H58V25H59V22H58V20H59V18L60 19H62V20H65L66 21V23L67 24H65L66 26V29L68 30V29H70V31L73 33H76L74 36H70L71 37V39L72 40H75L76 42H77V44L76 45H78V48H79V46L81 47V46H83L85 49L88 47H90V49H86V54H88V51L87 50H89V53L90 52H93L97 57L98 56H100V54H102V52H103V50H105L104 49V47H106V46H102L103 44H104V40L106 39L105 38V35H104V38L105 39H103V37L101 38V39H103V40H100V41H103V43H102V45L99 43L100 41H98L95 37L93 38V36H92V38H90V37H88V41H82V38H81V40L79 39L80 38V32H81V34H83L84 32H82L83 31V28L85 29V27H89V25H88V23H89V19L87 18V14H89V13H91V12H87V11H85V10H89V9H84V11H85V15H83L84 16V18H86V19H82L83 18V16H82V20H80V17H79V15H81V11H82V8H80L79 10H81L80 11V13H79V10H78V6L81 4H79L78 6H77V15H78V17H79V20L80 21H77V20H74V13L73 12H75V8H74V11L72 10L73 8H70V10L69 11H65V6H66V1L67 2H69L68 0H15ZM75 1V4H76V1L77 0H74ZM86 1V0H85ZM84 0H82V2H83V4H84V7H86V8H91L92 6H94V5H97L98 3L97 2H99L98 0H93V2H89V3H84L85 2ZM87 1H89V0H87ZM86 1V2H87ZM110 1V0H109ZM130 1V0H129ZM135 1H137V0H134L133 2H135ZM145 1H147V0H145ZM164 1H166V0H163V2ZM168 1V0H167ZM184 1V0H183ZM188 1V0H187ZM207 1V0H206ZM256 1V0H255ZM258 1V0H257ZM262 1L263 0H261V3H262ZM80 2V0L78 1V3ZM105 3H106V0L104 1ZM108 2V1H107ZM111 2H112V0H111ZM143 2V1H142ZM160 2H162L161 0H160ZM162 2V3H163ZM171 2H173V1H171ZM178 2V1H177ZM186 1H184V3H185ZM190 2V1H189ZM189 2H187V4H189ZM192 2V4L193 3H195V2H193V1H191ZM218 2V1H217ZM228 2H230V6L232 5V3H233V0H229ZM232 2V3H231ZM242 2V0H240V3ZM244 2V1H243ZM252 2V1H251ZM1 3H2V1H1ZM5 3V2H4ZM10 4L9 5H11L12 3L11 2H9ZM14 3V2H13ZM70 4H71V2H69ZM97 3V4H96ZM103 3V2H102ZM102 3H101V6H102ZM116 3V2H115ZM118 3H119V1H118ZM123 3H124V1H123ZM123 3H120V5H118V8H119V6H122L121 4H123ZM151 3V2H150ZM161 3V4H162ZM167 3V2H166ZM208 3H212L211 1H209V2H207V4ZM220 3H221V1H220ZM223 3V2H222ZM235 3H238L237 2V0H235ZM258 3H260V1H258ZM260 3V4H261ZM73 4V3H72ZM83 4L81 5V7H83ZM104 4V3H103ZM111 5V3H108V5ZM138 4H139V2H138ZM186 4V3H185ZM185 4H183V6H185ZM206 4V3H205ZM207 4L206 5H204V6H207ZM228 3H226V5H227ZM247 4H248V2H247ZM5 5V4H4ZM37 5V6H36ZM74 5V4H73ZM72 5V6H73ZM98 5H100V4H98ZM106 5H107V3H106ZM115 5V4H114ZM114 5H113V7H114ZM117 5V4H116ZM129 5V4H128ZM149 5V4H148ZM151 5V4H150ZM167 5V4H166ZM201 6V8L202 7H204V6ZM211 5V4H210ZM224 5V4H223ZM222 5V7H224ZM229 5V4H228ZM236 5V4H235ZM234 4H233V7L235 6ZM245 6H246V3L244 4ZM253 5H255V4H253ZM253 5H252V7H253ZM1 7H0V9H2L3 8V13H2V15L5 13L4 12V6H3V4L2 5H0ZM105 6V5H104ZM104 6L101 8V10H100V7H99V12L100 11H102V12H104ZM145 6V5H144ZM171 7L172 6V3H171V5H169L168 4V7ZM178 6V5H177ZM191 6L190 5H188V6H185V7H190V11H193V10H191L192 8H191ZM217 7H218V3H217V5H216ZM238 6V5H237ZM236 6V7H237ZM242 6V5H241ZM257 6V8L258 9H260V7H261V5H256ZM259 6V7H258ZM5 7H6V5H5ZM68 7V6H67ZM73 7H75V5L73 6ZM83 7V8H84ZM94 7H96V6H94ZM109 7H111V6H109ZM123 7V6H122ZM132 7H133V3H132ZM136 8H137V5L135 6ZM153 7H154V4H153ZM152 7V8H153ZM164 7V6H163ZM220 7V6H219ZM250 7V6H249ZM263 8H264V5L262 6ZM9 8V7H8ZM114 8H116V7H114ZM113 8V9H114ZM144 8V7H143ZM142 8V9H143ZM150 8V7H149ZM210 8H213V10H211L210 11ZM216 8V7H215ZM231 8V7H230ZM235 8V7H234ZM245 8V7H244ZM256 8V7H255ZM17 9V8H16ZM19 9V8H18ZM98 9V8H97ZM110 8H108L107 10H109ZM117 9V8H116ZM140 9V8H139ZM164 9V8H163ZM178 10H180L181 8L179 7V8H177ZM185 9V10H184ZM183 9V11L182 12H185L186 11V8H184ZM224 9V8H223ZM227 9V8H226ZM238 9H239V7H238ZM241 9H242V7H241ZM240 9V10H241ZM258 9H256V11L258 10ZM7 10H9V9H7ZM91 10H92V8H91ZM96 10V9H95ZM106 10V9H105ZM120 10V9H119ZM131 10V9H130ZM145 10V9H144ZM172 10H173V7H172ZM188 9H187V11L185 12V13H183L182 14V12H181V14H182V16L183 15H185L186 13H188V11H189ZM206 10V9H205ZM225 10V9H224ZM232 10H234L233 8H232ZM246 10V9H245ZM261 10V9H260ZM11 11V10H10ZM9 11V12H10ZM14 11V10H13ZM13 11H12V13H13ZM16 11H18V10H16ZM15 11V12H16ZM116 11H118V10H116ZM148 10H146L145 12H147ZM161 11H162V9H161ZM171 11V10H170ZM175 12H176V10H174ZM204 11V10H203ZM226 11V10H225ZM226 11V12H227ZM249 11V10H248ZM247 11V12H248ZM255 11V10H254ZM0 12H2L1 10H0ZM97 12V11H96ZM96 12L94 13V15L96 14ZM110 12V11H109ZM151 12L153 13V11H152V9H151ZM151 12L148 14V15H150L151 14ZM169 12V11H168ZM235 12H239V10L237 11H235ZM247 12H246V14H247ZM252 12V10H251V8H250V11H249V14ZM12 13H10L11 14V16H13L12 15ZM17 13H19V12H17ZM22 13V15H24ZM76 13V12H75ZM87 13V14H86ZM98 13V12H97ZM111 13V12H110ZM128 13V12H127ZM134 13V12H133ZM170 13V12H169ZM193 13H194V19L197 17V18H200V17H198V15L196 14V17H195V12L193 11L192 12V15H193ZM199 13H202V14H199ZM253 13H255L257 16V18L255 17L254 18V20H256V22L257 21H259L260 22V17H258V14H259V11H258V14H257V12H252V14ZM261 13H262V10H261ZM14 14V13H13ZM73 15V18H72V15ZM84 14V13H83ZM91 14H93V10H92V13ZM100 14V13H99ZM113 14V13H112ZM138 14H140V13H138ZM161 14H162V12H161ZM168 14V13H167ZM180 14V15H181ZM237 14V15H236ZM235 15L236 16H233V18L234 17H236L234 20H235V22H237V16L239 15V13H236ZM242 14H244V13H242L241 12V16H242ZM245 14V15H246ZM255 14H253V17L255 16ZM2 15H1V18H0V39H2L1 41L2 42H5V39H3V38H6V37H8V39L10 38V39H12V40H14V39H17V40H15L16 42V44H18L19 42V44H21L22 45V43H23V41L25 40L24 38H28V40H29V36L27 35H25V34H27L29 31L27 30V28H26V30H27V33L25 32V30H23V28H25V27H23L22 25L20 26L22 29H18L17 28V30H16V28H15V30H14V28H13V25H12V22H13V20L11 21V26L10 25H8L7 23H9V21L7 22V18H9L8 16H10V15H6L7 16V18H6V16L2 19ZM15 15V14H14ZM90 15V14H89ZM94 15H92V17L94 18V19H96V18H100V17H97V16H95L94 17ZM109 15V14H108ZM115 14H113V16H114ZM135 15V14H134ZM134 15H132L131 17H133ZM142 15V14H141ZM144 15V14H143ZM165 15V14H164ZM188 16H189V14H187ZM260 15H262V14H260ZM10 16V17H11ZM137 16V15H136ZM136 16H134L133 18H135ZM154 16V15H153ZM167 17H168V15H166ZM205 16H207L206 18H205ZM209 16H210V14H209ZM247 16V15H246ZM252 15H249V21H251V19H252V17H251ZM22 17V16H21ZM70 17L74 20H70L69 21V19H70ZM90 17V16H89ZM104 17V16H103ZM149 17V16H148ZM147 17V18H148ZM162 17H164V16H162ZM184 17V16H183ZM243 18H244V16H242ZM241 17V18H242ZM250 17H251V19H250ZM5 18H6V21H5ZM17 18V20H18V17H16ZM93 18H91V20H90V22L93 24V22L95 21ZM102 18V17H101ZM122 18V17H121ZM146 18V19H147ZM150 18H151V15H150ZM150 18H148V19H150ZM154 18V17H153ZM158 18V17H157ZM174 18H175V16H174ZM177 18V17H176ZM182 18V17H181ZM180 18V19H181ZM196 18V19H197ZM202 18V17H201ZM204 18H205V20H204ZM243 18H242V23H243ZM94 21H93V20ZM103 19V18H102ZM101 19V20H102ZM110 19H112V18H110ZM123 19H124V17H123ZM127 19V18H126ZM125 19V20H126ZM129 19H130V16H129ZM143 19H145V18H143ZM145 19V21H147L148 22V19L146 20ZM170 19V18H169ZM173 19V18H172ZM184 19V18H183ZM189 19H191V18H189ZM259 19V20H258ZM9 20V19H8ZM69 22H68V21ZM108 20V19H107ZM116 20L117 19H115V22H116ZM125 20H124V24L126 23L127 24V26H129L130 27V29L132 28L130 25H128L131 21H132V19H131V21L129 22L128 20L125 22ZM155 20V19H154ZM175 20V19H174ZM231 20H232V16H231ZM230 20V22L229 23H231V22H233V21H231ZM238 20H240V18L238 19ZM247 20V19H246ZM248 20H247V22H248ZM16 21V20H15ZM19 21H20V19H19ZM19 21L17 22H15L16 23V25H14V26H16V27H18V24L17 23H19ZM64 21V22H65ZM96 21L99 23V21L96 19ZM134 21V20H133ZM132 21V22H133ZM135 21H136V19H135ZM142 21H144V20H142ZM142 21H141V23H142ZM153 21V20H152ZM156 21V20H155ZM178 21H180V20H175V24H176V22H177V24H176V28H181V27H177V25L179 24L180 25V23L181 22H179L178 23ZM182 21V20H181ZM189 21V20H188ZM191 21V20H190ZM196 21V20H195ZM195 21H193V22H195ZM197 21H198V19H197ZM197 21H196V23H197ZM202 20H201V22H202V24H201V26H203V28H202V31H203V29H205L206 31H204V33H203V35H205V33L206 32H208V33H210V31H209V26H207V28L208 29H206V28H204V24H206L205 22H203ZM214 21H215V19H214ZM213 21V22H214ZM22 23H23V21H21ZM57 22H58V25H57ZM114 22V23H115ZM129 22V23H128ZM147 22H143V24H146L147 25ZM163 22V21H162ZM186 22V21H185ZM192 22V23H193ZM244 22H246V21H244ZM252 22H254L255 23V21H252ZM251 22V24H253ZM14 23V22H13ZM14 23V24H15ZM61 23H63V21H61ZM95 23L96 22H94V24H93V26L95 25ZM98 23H96L97 24V27H98ZM140 23V24H141ZM156 23H157V21H156ZM189 23V22H188ZM204 23V24H203ZM238 24L240 23V21L239 22H237ZM236 23V24H237ZM64 24V23H63ZM102 24V23H101ZM111 24V23H110ZM123 24V23H122ZM123 24V25H124ZM163 24H168L167 22H165L164 21V23ZM170 24V23H169ZM169 24L167 25V26H169ZM182 24V23H181ZM185 24V23H184ZM191 24V23H190ZM200 24V23H199ZM216 24H217V22H216ZM235 24V25H236ZM247 24V23H246ZM245 24V25H246ZM258 24V23H257ZM261 24V23H260ZM259 24V25H260ZM61 25V24H60ZM146 25H144V26H146ZM155 25V24H154ZM153 25V27H155ZM162 25V24H161ZM185 25H187V23L185 24ZM196 25V24H195ZM198 25V24H197ZM224 25H226L225 23H224ZM230 25V24H229ZM228 24L226 25V26H229ZM235 25H233V29H234V26ZM259 25H258V27H259ZM24 26H25V24H24ZM92 26V27H93ZM104 26V25H103ZM171 26H172V24H171ZM170 26V27H171ZM190 26V25H189ZM216 26V25H215ZM223 25H221V27H222ZM225 26V27H226ZM253 26V25H252ZM257 26V25H256ZM261 27H259V29H261V28H264V27H262V24L260 25ZM27 27V26H26ZM96 27V26H95ZM101 27L102 26H100V29H101ZM126 27V26H125ZM148 27V26H147ZM146 27V28H147ZM159 26H156L155 28L157 29ZM161 27H163V26H161ZM185 27V26H184ZM187 28H188V26H186ZM224 27V26H223ZM222 27V28H223ZM242 27H243V25H242ZM249 27V26H248ZM257 27V28H258ZM121 28H122V25H121ZM143 28V29H142ZM149 28H152V26L150 25V27ZM149 28H147V29H149ZM165 28H166V26H165ZM191 28H192V26H191ZM191 28H189V29H191ZM211 28H213V26L211 27ZM210 28V29H211ZM216 28V27H215ZM238 28H240V27H238ZM252 28V27H251ZM87 29V28H86ZM89 29H90V31H91V29L92 28H90L89 27ZM97 29V28H96ZM95 29V30H96ZM108 29V28H107ZM117 29H119V25H118V28ZM130 29H129V31H130ZM147 29H146V31H147ZM188 29V30H189ZM198 29H200V26H199V28ZM214 29V28H213ZM213 29H212V31H213ZM235 29H236V34L238 33V29L235 27ZM241 29H243L244 30V28H241ZM82 30V31H81ZM93 30H94V28H93ZM98 30H99V27H98ZM102 30H103V27H102ZM127 30V29H126ZM171 30H173V29H171ZM178 30V29H177ZM180 30V29H179ZM183 30V29H182ZM184 30H185V28H184ZM201 30V29H200ZM218 30H220L219 32H218ZM240 30V29H239ZM246 30H247V28H246ZM251 30V29H250ZM250 30H249V32H250ZM264 29H262V30H260V32H258V33H261L262 31H263ZM89 31V30H88ZM87 31V32H88ZM112 31V30H111ZM150 31H151V29H150ZM181 31V30H180ZM192 31V30H191ZM190 31V32H191ZM245 31V30H244ZM94 33L96 32V31H93ZM98 32V31H97ZM104 32H107V31H104ZM113 32H114V30H113ZM143 32H145V33H143ZM149 32V31H148ZM152 35L153 34H156V33H154L155 31H153L152 30ZM164 32V33H163ZM166 32H167V29H166ZM172 32V31H171ZM175 32V31H174ZM174 32H172L173 34H174ZM185 32V31H184ZM183 32V36L185 37L186 36V34H188V33H184ZM70 32L68 31V34H69ZM89 33V32H88ZM93 33V34H94ZM100 33V32H99ZM109 33V32H108ZM107 33V34H108ZM163 33V34H162ZM182 33V32H181ZM181 33H179V34H181ZM193 33V32H192ZM191 33V34H192ZM241 33V32H240ZM67 34V35H68ZM92 34V35H93ZM96 34V33H95ZM101 34H102V32H101ZM110 34V33H109ZM150 34H151V32H150ZM175 34H176V32H175ZM191 34H190V36H189V40H192L193 38H191L190 39V37H191ZM197 34L199 35V32L197 31ZM201 35H202V33H200ZM211 34H212V32H211ZM211 34H209V36L211 35ZM239 34V33H238ZM244 34V33H243ZM63 35H64V37H63ZM111 35V34H110ZM139 35H140V37H139ZM158 35V34H157ZM167 35H168V33H167ZM172 35V34H171ZM176 35H178V32H177V34ZM245 35V34H244ZM244 35H243V37H244ZM246 35H247V33H246ZM252 36H253V33L251 34ZM255 35V34H254ZM20 36H22V38H20ZM69 36V35H68ZM87 36V35H86ZM99 35H97L96 37H98ZM112 36V35H111ZM170 35H168L167 37L168 38H170L169 37ZM174 36V35H173ZM257 36V35H256ZM260 35H258L257 37H259ZM32 37V38H31ZM100 37V36H99ZM156 37V36H155ZM198 37V36H197ZM250 37V36H249ZM56 38H58L59 40H58V42H56L57 40H55ZM85 38V37H84ZM115 38V36L113 37V39ZM129 38V37H128ZM206 38H207V36H206ZM234 38L235 39H237V42L236 41H234V42H236V43H234L233 42V40H234ZM246 38V37H245ZM256 38V37H255ZM261 38V37H260ZM21 39H24L23 41L21 40ZM71 39H69V40H71ZM100 39V38H99ZM108 39V38H107ZM112 39V40H113ZM132 38H130V40H131ZM156 39H158V37H156ZM162 39H163V42H162ZM184 39H187V41L189 42V40H188V37H185ZM202 39H203V37H202ZM27 40V41H28ZM77 40H79V41H77ZM86 40H87V38H86ZM111 40V39H110ZM138 40V39H137ZM136 40V41H137ZM159 40H160V37H159ZM245 40V39H244ZM261 40L264 42V37L263 38H261ZM6 41L8 42V44H10V42H11V40H10V42H9V40H7V38H6ZM26 41V40H25ZM46 44V46H45V48H46V50H48V49H51L52 50V48L56 45V44H58L59 46H58V48L57 47H55L56 49H54L53 48V50H55L54 52V54H56L57 55V58L56 59H58V60H54L53 61V58L51 59V58H49V59H45V61H44V58L42 57V55H41V53L40 52H42V51H44V50H42V51H40V44H42L43 42ZM109 41V40H108ZM108 41L106 42V45L108 46L109 45V43H108ZM135 41V40H134ZM138 41H140V40H138ZM184 41H186V40H184ZM246 41V43H247V41H248V35H247V40H245ZM250 41V40H249ZM249 41H248V43L246 44L245 43V45H248L249 44ZM13 42V41H12ZM18 42V43H17ZM42 42V43H41ZM113 42V41H112ZM131 42V41H130ZM130 42H129V44H130ZM177 42V43H176ZM193 42V41H192ZM15 43H14V45H15ZM43 43V45H45ZM75 43V42H74ZM108 43V44H107ZM140 43V42H139ZM190 43H191V41H190ZM234 43V44H233ZM251 43V42H250ZM0 44H1V42H0ZM13 44V43H12ZM25 44H27L26 42H25ZM156 44H158L159 45V49H158V47H157V45ZM242 44V43H241ZM244 44V43H243ZM264 44V43H263ZM24 45V44H23ZM105 45V44H104ZM117 45V44H116ZM165 45H166V43H165ZM179 45H181V44H179ZM182 45H183V43H182ZM2 46H4V45H2ZM2 46L0 47V48H2ZM7 45H5L4 47H6ZM57 46V45H56ZM129 46V45H128ZM10 47H14V46H7V48H6V50H5V52L7 51L8 52V49L10 48ZM16 47V46H15ZM19 46H17V48H18ZM25 47H26V50H27V47L28 46H26L25 45ZM24 47V48H25ZM30 47H28L29 48V50L30 51H26V52H31V48ZM73 47V46H72ZM76 47V46H75ZM135 47V46H134ZM168 47V46H167ZM179 47H182V46H179ZM246 47V46H245ZM23 48V49H24ZM59 48H61V49H59ZM77 48V47H76ZM84 48H83V50H84ZM136 48V47H135ZM141 48H142V46H141ZM140 48V49H141ZM163 48V49H164ZM228 48H226L227 50H228ZM230 48H229V50H230ZM237 48H239V49H241V46L239 47H237V45H236V50H235V54H234V56H235V58H237L236 57V55H238V53L236 52L237 51ZM3 50H4V48H2ZM15 49V48H14ZM82 49V48H81ZM80 49V50H81ZM114 49V48H113ZM115 49H117V48H115ZM167 49V48H166ZM176 49V48H175ZM174 49V50H175ZM1 50V49H0ZM20 50V49H19ZM18 50V51H19ZM66 50H67V47H66ZM70 50V49H69ZM108 50H112V49H109V46H108ZM10 51V50H9ZM107 51V50H106ZM105 51V52H106ZM117 51H119L118 49H117ZM133 51H134V49H133ZM239 51V50H238ZM245 51H247V54L248 53H250V51L248 52V50H244V52L242 51V50H240L239 51V55L240 54H243V56L245 55ZM6 52V53H7ZM46 52V51H45ZM96 52V53H95ZM113 52V55H114V51H112ZM122 52V51H121ZM178 52V51H177ZM176 51H175V54L177 53ZM203 52H204V54H205V56L203 55L202 56V54H203ZM231 52V51H230ZM241 52H243V53H241ZM2 53V52H1ZM10 53H11V51H10ZM12 53H15V50H14V52H12ZM48 53H50V51H48L47 53H45V54H47V57H48ZM84 53V54H85ZM108 53V52H107ZM140 53H143L142 51L140 52ZM170 53V54H171ZM219 53V54H218ZM222 53H224V51H222ZM237 53V54H236ZM16 54H17V52H16ZM19 54V53H18ZM18 54H17V56H18ZM20 54H22V53H20ZM31 54V55H32ZM51 54V53H50ZM76 54V53H75ZM79 54V53H78ZM78 54H76L77 56H79ZM83 54V53H82ZM109 54V56H110V53H108ZM119 54V53H118ZM117 54V55H118ZM175 54H171V55H173V56H175ZM180 54V53H179ZM225 54V53H224ZM228 54H230V53H228ZM227 53H226V57H227V55H228ZM44 55V54H43ZM55 55V56H56ZM81 55V54H80ZM93 55V54H92ZM92 55H91V58L90 59H93L94 58V60L95 61H98L97 60V57H93L92 58ZM103 55V54H102ZM139 55V54H138ZM164 55H166V57L164 56ZM199 55H201V56H199ZM217 55V56H216ZM1 57H2V55H0ZM16 55L15 56H13L12 55V57H17ZM26 57L25 59H22L23 57ZM45 56V55H44ZM50 56V55H49ZM62 56H65V55H62ZM109 56L107 57V60H108V58H109ZM115 56V55H114ZM178 56V57H179ZM182 56V57H181ZM224 56V55H223ZM229 56V55H228ZM3 57H4V55H3ZM11 57V59H13ZM46 57V56H45ZM51 57V56H50ZM72 57H73V54H72ZM103 57V56H102ZM111 57H112V54H111ZM110 57V58H111ZM118 56H116L115 58H117ZM126 57H127V55H126ZM136 57V56H135ZM233 57V55L231 54L230 55V58H232ZM96 58V59H95ZM100 58H101V56H100ZM106 58V57H105ZM114 58V57H113ZM113 58H112V60H113ZM114 58V59H115ZM120 58V57H119ZM118 58V59H119ZM140 58V57H139ZM170 58L172 59L171 61H170ZM219 58V57H218ZM221 59H222V56L220 57ZM228 59H230L229 57H227ZM239 58H240V56H239ZM65 59V58H64ZM73 59V58H72ZM74 59H75V57H74ZM1 60V59H0ZM17 60V59H16ZM88 60V59H87ZM86 60V61H87ZM101 59H99V61H100ZM223 60H225L224 62L222 61L221 63H223L222 64V66L224 65V64H229V63H227L229 60H226V58L224 57V59ZM231 60H234V63H236L235 62V59H231ZM238 59H236V61H237ZM7 61V60H6ZM8 61H10L9 60V57H8ZM12 61V60H11ZM10 61V62H11ZM90 61V60H89ZM99 61H98V63H99ZM131 61V60H130ZM170 61V62H169ZM217 61H218V63H217ZM227 61V62H226ZM247 61V60H246ZM105 62H106V60H105ZM116 62V61H115ZM136 62V61H135ZM143 62V61H142ZM232 62V61H231ZM239 61H237V64H239L238 63ZM252 62H254V60L252 61ZM12 64L14 63V62H11ZM15 63H17V62H15ZM117 63V62H116ZM241 63V65H242V63H245V61L244 62H240ZM246 63H248V64H246ZM245 63V65L243 64V67H244V70H246L247 72H248V70L250 71V69H251V71L253 72V69H254V71H255V68H254V66L256 67V65H254V63H251V62H246ZM91 64V65H90ZM102 64V63H101ZM112 64L114 65V63L112 62ZM111 64V65H112ZM119 64H120V61H119ZM118 64V65H119ZM136 64H137V62L135 63V66H136ZM232 64V63H231ZM256 64V63H255ZM5 65V64H4ZM4 65H0L1 67H4ZM17 65V64H16ZM15 65V68H17L18 66H16ZM104 65V64H103ZM109 65V64H108ZM117 65V64H116ZM130 65H132V64H130ZM138 65H140V64H138ZM143 66H144V64H142ZM246 65H248V68H247V66ZM13 66V65H12ZM12 66L10 67V66H8V67H10V68H12ZM20 66L18 67V69L20 70V71H22V70H24V69H22L21 70V68H20ZM105 66V65H104ZM141 66V65H140ZM143 66H142V69H143ZM150 66V67H149ZM221 66V65H220ZM221 66V67H222ZM238 66V65H237ZM6 67V66H5ZM102 67V66H101ZM106 67H107V63H106ZM114 67H115V65H114ZM129 67V66H128ZM132 67L134 68V66L132 65ZM149 67V68H148ZM239 68H238V70L240 71L241 70V72H242V75H241V73L239 74V76H243V72H245V71H243L242 69V67H240V65L238 66ZM257 67H258V65H257ZM256 67V68H257ZM112 68V67H111ZM124 68V69H123ZM132 68V69H133ZM138 68H139V66H138ZM152 68H151V70H152ZM215 68H217V66H215L214 67V69ZM220 68V67H219ZM225 68L226 67H224V69L223 70H225ZM229 68H231L232 69V67L230 66H228L227 68H226V70L228 69V70H230ZM236 68V67H235ZM13 69H14V66H13ZM107 69V68H106ZM117 69V68H116ZM129 69H131V66L129 67ZM128 69V70H129ZM140 69V68H139ZM156 69H155V71H156ZM237 69V68H236ZM235 69V71H238V70H236ZM99 70V69H98ZM105 70V69H104ZM151 70H150V72H151ZM225 70V71H226ZM101 72H102V69L100 70ZM143 71V70H142ZM141 71V74H143V72ZM153 71V70H152ZM156 71V72H157ZM218 71H220V70H218ZM217 71V73H216V75L217 74H219L220 72H222V71H220V72H218ZM224 71V72H225ZM231 71V70H230ZM232 71H233V69H232ZM231 71V72H232ZM238 71V72H239ZM250 71V72H251ZM12 72V71H11ZM15 72V71H14ZM104 72L105 71H103L102 73L104 74ZM108 72H109V70H108ZM108 72H105V76H106V73L107 74H109ZM154 72V71H153ZM164 72V71H163ZM200 72V73H199ZM234 72V71H233ZM247 72H245L246 73V75L248 74ZM18 73H21V72H18ZM101 73V75H103ZM133 73V72H132ZM223 73V72H222ZM235 74H236V72H234ZM22 74H23V72H22ZM128 74H130V73H128ZM135 74V73H134ZM137 74H140L139 72L137 73ZM140 74V75H141ZM227 74H228V71H227ZM230 74V73H229ZM234 74V75H235ZM10 75H11V73H10ZM99 75V74H98ZM97 75V76H98ZM110 75V74H109ZM109 75H108V77H109ZM132 75V74H131ZM204 75V74H203ZM211 75V74H210ZM212 75H213V73H212ZM215 75V74H214ZM223 75L224 76H226V73L224 74L223 73ZM223 75H222V77H223ZM246 75L244 76V77H246ZM12 76V75H11ZM142 76V75H141ZM140 76V77H141ZM158 76V74H157V77H159ZM208 76H209V74H208ZM233 76V74L230 76V77H232ZM236 76V75H235ZM238 76V75H237ZM248 76V75H247ZM107 77V76H106ZM134 77V76H133ZM200 77H202V75L200 76ZM218 78L220 77V75L219 76H217ZM249 77V76H248ZM18 78H20L19 76H18ZM23 78V77H22ZM80 78H82V77H80ZM98 78H100V75H99V77ZM102 78V77H101ZM100 78V79H101ZM209 78L210 77H208V81H209V84H211V82H213L214 81V84H215V80H211V82H210V80H209ZM212 78H213V76H212ZM96 78H94V80H95ZM103 79V78H102ZM101 79V80H102ZM109 79V78H108ZM140 79V78H139ZM205 79H207L206 77H204V79H203V77H202V80H204V82H200V83H202V85H203V83L205 84L206 83V85H209V84H207V82H205ZM215 79H217V78H215ZM224 79V78H223ZM231 79H233V78H231ZM248 79V78H247ZM83 80H84V78H83ZM91 80H92V78H91ZM106 80V79H105ZM148 80V79H147ZM222 80V79H221ZM221 80H219V81H221ZM225 80V79H224ZM226 80H230L229 79V76H228V79L226 78ZM102 81H104V80H102ZM219 81H217V82H219ZM231 81V80H230ZM230 81H229V83H230ZM250 81V82H249ZM248 82V86L251 84V85H253V80H249ZM85 82H87L86 80H85ZM93 82V81H92ZM99 83H100V80L98 81ZM97 82V83H98ZM109 82V81H108ZM108 82H107V86H108ZM232 82H234V81H232ZM79 83V82H78ZM187 84H190L189 82H186ZM186 83H185V85H186ZM86 84V83H85ZM90 84H91V82H90ZM93 84V83H92ZM168 84V86L167 87H165L166 85ZM213 84V85H214ZM230 84H232V83H230ZM172 85V84H171ZM193 85V84H192ZM192 85L190 84V85H187V87L186 88H188V86H191L192 87ZM206 85H203V86H206ZM250 85V86H251ZM90 86V88H89V92H90V90L93 88V85L91 86V85H89ZM157 86V85H156ZM173 86V85H172ZM176 86V85H175ZM78 87V86H77ZM92 87V88H91ZM102 87H105V84L102 86ZM154 87H155V85H154ZM168 87H169V89H168ZM177 87V86H176ZM184 87V86H183ZM191 87H190V92H191ZM207 87V86H206ZM161 88V87H160ZM181 88V87H180ZM205 88V87H204ZM212 88V87H211ZM159 89V88H158ZM174 89V88H173ZM200 89H202L203 90V87L200 85V86H197L196 85V93H195V96H197V93H199V95H201L200 93L201 92H199V91H201ZM213 89H215V87L213 88ZM213 89H211V90H213ZM251 89V88H250ZM94 90H96V88L94 89ZM177 90H178V87H177ZM177 90H175L174 89V91L176 92ZM188 90V89H187ZM187 90L185 89V92H187ZM195 90V89H194ZM194 90L192 89V92H194ZM92 91V90H91ZM97 91H98V88H97ZM172 91V92H171ZM180 91V90H179ZM204 91V90H203ZM203 91H202V93H203ZM206 91H207V89H206ZM102 92H104V89H103V91ZM109 92V91H108ZM183 92H184V88H183V90H181V93H182V96H184L183 95ZM208 92H210V91H207V92H204V93H206V94H208ZM82 93L84 94L83 96H82ZM98 93V92H97ZM188 93H189V91H188ZM227 93H229V92H227ZM100 94V93H99ZM231 94H232V92H231ZM101 95H102V93H101ZM104 95V94H103ZM102 95V96H103ZM109 95H110V93H109ZM174 95V94H173ZM180 95V94H179ZM189 95V97H190V99H192V98H196L195 96L193 97L192 96V98H191V95H192V93L191 94H188ZM188 95L186 94V97H188ZM205 95V94H204ZM15 96V95H14ZM165 96H167V95H165ZM171 95H169V97H170ZM177 96V95H176ZM230 96V95H229ZM97 97V96H96ZM95 97V98H96ZM105 97H106V95H105ZM114 96H112V98H113ZM156 97V98H155ZM169 97H167V98H169ZM189 97H188V99H189ZM92 98H93V96H92ZM104 98V97H103ZM108 98H109V96H108ZM108 98H106V99H108ZM166 98V97H165ZM164 98V99H165ZM167 98H166V100H167ZM101 99V98H100ZM105 99V100H106ZM179 99V98H178ZM181 99V98H180ZM179 99V100H180ZM183 99V98H182ZM186 99V98H185ZM188 100V101H191V100ZM197 99V98H196ZM198 99H200V98H198ZM187 100V99H186ZM230 100V99H229ZM175 100H173V102H174ZM185 101V100H184ZM194 101V100H193ZM193 101H191V102H193ZM228 101V100H227ZM10 102V101H9ZM23 102V103H24ZM100 102V101H99ZM104 102V101H103ZM112 102H113V100H112ZM160 102V101H159ZM173 102H172V104H173ZM182 103H184L183 101H181ZM198 102H199V100H198ZM229 102V101H228ZM228 102L226 103L225 102V104H226V106H227V104H228ZM14 103V102H13ZM13 103H12V105H13ZM108 103H109V101H108ZM161 103V102H160ZM181 103V104H182ZM185 103H186V101H185ZM194 103V102H193ZM231 103V102H230ZM229 103V104H230ZM180 104V103H179ZM190 104V103H189ZM192 104V103H191ZM190 104V105H191ZM91 105V104H90ZM171 105V104H170ZM17 106H18V104H17ZM26 106V105H25ZM29 106V105H28ZM158 106H159V104H158ZM171 106H174V105H171ZM171 106H169V107H171ZM197 106H198V103H197ZM225 106V107H226ZM230 106V105H229ZM90 107V106H89ZM95 107V106H94ZM106 107V106H105ZM109 107V106H108ZM116 107V106H115ZM157 107V106H156ZM155 107V108H156ZM189 107V106H188ZM25 108V107H24ZM30 108V107H29ZM35 108V107H34ZM42 109H43V107H41ZM47 108V107H46ZM92 108V107H91ZM187 108V107H186ZM22 109V108H21ZM101 109H102V107H101ZM109 109H112V108H109ZM114 109V108H113ZM238 108H236L235 110H237ZM23 110V109H22ZM30 110V109H29ZM115 110V109H114ZM113 110V111H114ZM168 110V109H167ZM169 110H171V109H169ZM168 110V111H169ZM189 110V109H188ZM197 110V109H196ZM234 110V111H235ZM239 110V109H238ZM14 111V110H13ZM12 111V112H13ZM21 111V110H20ZM28 111V110H27ZM106 111V110H105ZM121 111L123 112V113H126L125 115H124V119L126 118V122H124L123 123V121H122V118L121 117H123V116H120V113H121ZM207 111H208V108H207ZM232 111V110H231ZM19 112V111H18ZM22 112V111H21ZM33 112V111H32ZM38 112V111H37ZM46 112V113H47ZM100 112H101V110H100ZM154 112H155V110H154ZM153 112V113H154ZM196 112V111H195ZM45 113V112H44ZM93 113V112H92ZM105 113H108L107 111L105 112ZM197 113H199V112H197ZM197 113H193L194 115H196ZM239 113V112H238ZM3 114H4V112H3ZM34 114V113H33ZM39 114V113H38ZM37 114V115H38ZM95 114V113H94ZM93 114V115H94ZM111 115H112V112L110 113ZM109 114V115H110ZM21 115V114H20ZM19 115V116H20ZM165 115V114H164ZM188 115V113L186 114V116ZM190 115V114H189ZM193 115V116H194ZM231 115H233V114H231ZM53 116V115H52ZM104 116V115H103ZM192 116V113H191V115H190V117ZM192 116V117H193ZM2 117V116H1ZM48 117L50 118V119H48ZM94 117H95V115H94ZM98 117V116H97ZM188 118H189V116H187ZM191 117V118H192ZM233 117V116H232ZM25 118H27V120H24ZM55 118H56V121H54L55 120ZM186 118V117H185ZM194 118V117H193ZM211 118V117H210ZM96 119V118H95ZM112 119V118H111ZM161 119V118H160ZM236 119V115H235V117H233V121ZM0 120H1V118H0ZM92 120V121H91ZM197 120V119H196ZM231 121H232V119H231ZM9 122V121H8ZM15 122H17V124L15 123ZM36 122H38V120L37 121H34V120H32L31 118H29V117H27L26 116V114H23L22 115V118H18L17 119V121H14L13 123H15L14 125H13V130H11V131H9L8 129L6 130V134L7 135H5V136H0V156L2 155H4V152H7V153H9V152H12V150L13 149H15V148H13V147H15L16 146V144L18 143V142H21V141H23L22 142V145L24 144V141L27 139V136H25L26 138H25V140H24V137H22V134H24V135H28L30 132L32 133V135H34L37 131H35V133L34 132H32L31 130L32 129H35V130H38L39 131V129H40V127L39 126H41L42 125V128H43V123L42 124H39V122H41V121H39L38 122V128L36 127ZM53 122H56V123H53ZM236 122H237V120L234 122L235 124H236ZM4 123V122H3ZM13 123H10V124H13ZM76 123H79L78 125H81L85 130H86V132L84 131V129H83V131L85 132V134H82V135H77L74 131H73V126L76 124ZM154 123V122H153ZM46 124V123H45ZM189 124V123H188ZM194 124H195V122H194ZM234 124V125H235ZM187 125V126H186ZM2 126V125H1ZM5 126V125H4ZM8 126H10V125H8ZM72 126V127H71ZM190 127V126H189ZM5 128H6V126H5ZM79 128V127H78ZM81 128V127H80ZM158 129V131H156ZM41 130V129H40ZM30 131V132H29ZM42 131V130H41ZM44 131V130H43ZM45 131H44V133H45ZM183 131V151L182 150H179V144H178V142H177V140H178V133L179 132H182ZM83 132V133H84ZM87 132H89V135H87L86 133ZM155 132V133H154ZM257 132V131H256ZM34 133V134H33ZM38 133V135H39V132H37ZM43 133V134H44ZM82 133V132H81ZM91 133V134H90ZM92 133H94V134H92ZM152 133H154L153 135H152ZM185 133V134H184ZM48 134V133H47ZM256 134V133H255ZM181 135V134H180ZM31 135H29L28 136V139H29V137H30ZM37 136V135H36ZM44 136V135H43ZM19 137H21V140H20V138ZM48 137H49V135H48ZM52 138V137H51ZM41 139H42V137H41ZM43 139H44V137H43ZM45 140V139H44ZM55 140V139H54ZM254 140V139H253ZM27 141V140H26ZM48 141V140H47ZM192 141V140H191ZM256 141V140H255ZM254 141V142H255ZM46 142V141H45ZM251 142V141H250ZM60 143V144H59ZM224 143V142H223ZM222 143V144H223ZM79 145V144H78ZM93 145V146H92ZM220 145V144H219ZM254 145V144H253ZM21 146V145H20ZM91 146V147H90ZM221 146V145H220ZM243 146V145H242ZM263 146V145H262ZM18 147V146H17ZM51 147V146H50ZM72 147V146H71ZM77 146H75V148H76ZM79 147V146H78ZM43 148V147H42ZM68 149V148H67ZM72 150H73V147L71 148ZM103 149V150H102ZM105 149V150H104ZM254 150H255V148H253ZM95 150H101V151H99V152H97V154H92V152L94 153L95 152ZM262 150V149H261ZM41 151V150H40ZM50 151V150H49ZM69 151H70V149H69ZM42 152V151H41ZM53 152V151H52ZM56 152V151H55ZM68 152V151H67ZM217 152H219V151H217ZM261 152V151H260ZM17 153H18V151H17ZM43 153V152H42ZM47 153V152H46ZM49 153V152H48ZM263 153V152H262ZM261 153V154H262ZM44 154V153H43ZM71 154H72V152H71ZM80 153H78V155H79ZM106 154V153H105ZM143 154H145V153H143ZM264 154V153H263ZM9 155V154H8ZM11 155V154H10ZM13 155V154H12ZM23 155H25V152H24V154ZM137 155V154H136ZM139 155V154H138ZM153 155L151 156V155H148V156H150V157H153ZM71 156V155H70ZM104 156V155H103ZM125 156V155H124ZM128 156V155H127ZM126 156V157H127ZM140 156V155H139ZM218 156V155H217ZM4 157V156H3ZM12 157V156H11ZM14 157H15V155H14ZM43 157H45V156H43ZM49 157V156H48ZM89 157V158H88ZM99 157H102V156H99ZM105 157V156H104ZM134 157H136L135 155H134ZM133 157V158H134ZM142 157V156H141ZM149 157V158H150ZM225 157V158H224ZM254 157V156H253ZM22 158H25V157H22ZM42 158V157H41ZM72 158V159H73ZM133 158H130V159H133ZM143 158V157H142ZM221 158H222V160H221ZM224 158V159H223ZM3 159V158H2ZM1 159V160H2ZM5 159V158H4ZM154 159V158H153ZM156 159V158H155ZM255 159V158H254ZM15 160V159H14ZM56 160H58V159H56ZM119 160V159H118ZM128 160V159H127ZM136 160H138V159H136ZM143 161V160H142ZM4 162V161H3ZM26 162V161H25ZM44 162V161H43ZM76 162H73V160H72V162L70 163V165H73V164H75ZM99 162H101L100 161V159H99ZM116 162V161H115ZM115 162H114V159H113V162H112V164L114 163L115 164ZM126 162V161H125ZM131 162V161H130ZM147 162V161H146ZM22 163H23V160H22ZM28 163V162H27ZM44 163H46V162H44ZM64 163V162H63ZM98 162H96L95 164H97ZM102 163V162H101ZM127 163V162H126ZM135 163V162H134ZM143 163H144V161H143ZM264 163V162H263ZM7 164V163H6ZM6 164H5V166H6ZM30 164V163H29ZM33 164V163H32ZM65 164V163H64ZM94 164V165H95ZM100 164V163H99ZM104 164H105V162H104ZM123 164V163H122ZM128 164H129V162H128ZM132 164V163H131ZM153 164H152V166H153ZM43 165V164H42ZM69 165V167H71ZM167 166H169L170 165V162H168V164H166ZM247 165V166H246ZM56 166V165H55ZM96 166V165H95ZM117 166H119V165H117ZM124 166V165H123ZM152 166H151V168H152ZM180 166V167H181ZM241 166V167H242ZM44 167V166H43ZM164 167H165V169L167 170V168H166V166L164 165ZM242 167V168H243ZM17 168V167H16ZM22 168V167H21ZM26 168V167H25ZM74 168V167H73ZM154 168H157V167H155L154 166ZM154 168L152 169V171H154V173H155V170H154ZM172 168V167H171ZM179 168V167H178ZM241 168V170H240V173H242V169ZM24 169V168H23ZM29 169V168H28ZM31 169V168H30ZM42 169V168H41ZM67 169H69V168H67ZM110 169H111V167H110ZM113 169V168H112ZM115 169V168H114ZM160 169H162V168H160ZM159 169V170H160ZM173 169H174V167H173ZM181 169V168H180ZM179 169V174L183 171L182 169V171ZM245 170H246V168H244ZM249 169V168H248ZM2 170V169H1ZM11 170H12V168H11ZM22 170V169H21ZM93 170V169H92ZM119 170H121V169H119ZM157 170V169H156ZM164 170V169H163ZM162 170V171H163ZM171 169H169V171H170ZM227 170H226V173H227ZM7 171V170H6ZM26 171V170H25ZM31 171V170H30ZM35 171L37 172V170L35 169ZM96 171V170H95ZM112 170H110V172H111ZM116 171H118V170H116ZM115 171V172H116ZM149 171H151V170H149ZM152 171L150 172V173H152ZM161 171V170H160ZM161 171V172H162ZM172 171V170H171ZM185 171H183V175L185 174L184 172ZM253 171H254V168H253ZM167 172V171H166ZM213 172V171H212ZM211 172V173H212ZM214 172H217V170L215 171L214 170ZM221 172V171H220ZM245 172V171H244ZM249 172V171H248ZM252 172V171H251ZM250 172V173H251ZM56 173V172H55ZM85 173V172H84ZM143 173H144V171H143ZM149 173V174H150ZM160 173V172H159ZM252 173H254V172H252ZM256 173H254V174H256ZM19 175L21 174V172L20 173H18ZM149 174H146V178L145 179H147L148 178V175ZM161 174V173H160ZM159 174V175H160ZM163 174V173H162ZM162 174H161V176H162ZM165 175H166V173H164ZM168 174H172V173H168ZM188 174V173H187ZM190 174V173H189ZM188 174V175H189ZM209 174H210V172L208 173V176H209ZM223 174V173H222ZM242 174H245V173H242ZM253 174V175H254ZM10 174L8 173V171L7 172H0V205H3L4 207H5V211L8 213V215H9V217H10V219H12L11 217H13L16 213H18V209L17 208H15L14 207V204H15V202H10L9 200L11 199L10 198V193H13L14 192V190L16 189V183H14L12 180H11V178H8V176H9ZM47 175V174H46ZM177 175V174H176ZM180 175H182V174H180ZM182 175V176H183ZM220 175H221V173H220ZM224 175V174H223ZM226 175V174H225ZM232 175V174H231ZM238 175V174H237ZM252 174H250V176L249 177H252L251 176ZM18 176V175H17ZM21 176V175H20ZM63 176V175H62ZM93 176V175H92ZM108 176H109V173H108ZM152 176V175H151ZM207 175H205L204 177H206ZM207 176V177H208ZM240 175H238V177H239ZM257 176V175H256ZM260 176H259V179H260ZM26 177V176H25ZM64 177H65V175H64ZM66 177H67V171H66ZM123 177V176H122ZM175 177V176H174ZM180 177V176H179ZM185 177V176H184ZM184 177H182L181 178V180L184 182ZM187 177V176H186ZM185 177V178H186ZM194 177V176H193ZM206 177V178H207ZM228 177V176H227ZM226 177V178H227ZM234 177V176H233ZM237 177V178H238ZM241 177H242V175H241ZM240 177V178H241ZM247 177V176H246ZM249 177H247V178H249ZM60 178H61V176H60ZM82 178V177H81ZM115 178V177H114ZM160 178V177H159ZM163 178V177H162ZM169 178H171V176L169 177ZM212 178L213 177H211L210 179L212 180ZM232 178V177H231ZM43 179V178H42ZM52 179H53V177H52ZM63 179V178H62ZM65 180L67 179V178H64ZM129 179V178H128ZM148 179H150V178H148ZM147 179V180H148ZM172 179V178H171ZM184 179V180H183ZM187 179H189V177H187L186 178V181H187ZM200 179H201V177H200ZM214 179V178H213ZM227 179H229V177L227 178ZM226 179V180H227ZM239 179V178H238ZM257 180H258V178H256ZM263 179V178H262ZM50 180V179H49ZM54 180V179H53ZM130 180V179H129ZM132 180V179H131ZM150 180H152L153 181V179H150ZM163 180H165V179H162V182H163ZM190 180V182H191V179H189ZM208 180V179H207ZM224 180V179H223ZM222 180V181H223ZM231 181H232V179H230ZM234 180H236V179H234ZM246 180H248V179H246ZM250 180H252V178L250 179ZM257 180H256V184L259 182H257ZM261 180V179H260ZM264 180V179H263ZM16 181V180H15ZM22 181V180H21ZM67 181V180H66ZM78 181V180H77ZM111 181V180H110ZM149 181V180H148ZM213 181V180H212ZM211 181V182H212ZM220 181H221V179H220ZM237 181H239V180H237ZM255 181V180H254ZM50 182V181H49ZM70 182V181H69ZM90 181L88 180V183H89ZM100 182V181H99ZM103 182V181H102ZM108 182V181H107ZM164 182H166V181H164ZM188 182V181H187ZM187 182H184L185 184L187 183ZM190 182H189V184H190ZM198 182V181H197ZM208 182V181H207ZM217 182V181H216ZM225 182V181H224ZM234 182V181H233ZM20 183V182H19ZM62 183V182H61ZM63 183H65V182H63ZM63 183H62V185H63ZM85 183H87V182H85ZM159 183V182H158ZM157 183V184H158ZM183 183V187H184V184ZM204 183V182H203ZM213 183V182H212ZM211 183V185H213ZM236 183V182H235ZM239 183V182H238ZM242 183V182H241ZM255 183V182H254ZM23 186L25 185V182H22L21 183ZM20 184V185H21ZM66 184H68V183H66ZM146 184H148V182L146 183ZM164 184V183H163ZM188 184V183H187ZM199 184V183H198ZM197 183H194V185H195V191L198 189V187H201L202 188V186L200 185H198ZM201 184V183H200ZM216 184V183H215ZM221 184V183H220ZM219 184V185H220ZM234 184V183H233ZM243 184H245V183H243ZM243 184H241L242 185V187H243ZM252 183H250L249 182V186L251 185ZM259 184V183H258ZM262 184H263V181H262ZM41 185V184H40ZM38 186V187H41V186ZM42 185H44V184H42ZM62 185H61V190H63L62 189ZM65 185V184H64ZM85 185V184H84ZM88 185V184H87ZM99 185V184H98ZM238 186H239V184H237ZM246 185H247V183H246ZM253 185V184H252ZM255 185V184H254ZM253 185V186H254ZM28 186V185H27ZM37 186V185H36ZM53 186V185H52ZM70 186V185H69ZM86 186V185H85ZM103 186V185H102ZM102 186H101V188H102ZM108 186V185H107ZM149 186V185H148ZM189 186V185H188ZM258 186V185H257ZM37 187V188H38ZM54 187V190H56L55 189V186H53ZM52 187V188H53ZM64 187V186H63ZM67 187H68V185H67ZM91 187V186H90ZM95 187V186H94ZM98 187V186H97ZM96 187V188H97ZM109 187V186H108ZM112 187H114V186H112ZM121 187V186H120ZM156 187V186H155ZM163 187H164V185H163ZM190 187H192V186H190ZM194 187V186H193ZM192 187V188H193ZM206 187V186H205ZM204 186H203V188H205ZM212 187V186H211ZM210 187V189H212ZM219 187V186H218ZM226 187V186H225ZM224 187V188H225ZM232 187H235V185H232ZM237 187V186H236ZM235 187V188H236ZM256 187V186H255ZM33 188H35V186H33ZM43 188V187H42ZM45 188V187H44ZM49 188V187H48ZM51 188V187H50ZM51 188V189H52ZM57 188V187H56ZM70 188H71V186H70ZM111 188V187H110ZM148 188V187H147ZM165 188V187H164ZM185 188H186V185H185ZM191 188V191L190 192H192V189ZM202 188V189H203ZM208 188V187H207ZM39 189V188H38ZM50 189V190H51ZM75 189V188H74ZM92 189V188H91ZM94 189V188H93ZM107 189V188H106ZM163 189V188H162ZM186 189H188V188H186ZM186 189H183V190H186ZM219 189V188H218ZM236 189H238V187L236 188ZM255 189V188H254ZM257 189V188H256ZM35 190V189H34ZM71 190V189H70ZM88 190H90V189H88ZM209 190V189H208ZM208 190H207V192H208ZM233 190V189H232ZM239 191H240V188L238 189ZM243 190V189H242ZM252 190H253V188H252ZM259 190V189H258ZM24 191V190H23ZM32 191V189L30 190V192ZM38 191V190H37ZM58 191H60V188L58 189ZM90 191H92V190H90ZM95 191V190H94ZM117 191H119V189L117 190ZM194 191V190H193ZM197 191H201L200 190V188L197 190ZM197 191H196V193H197ZM213 191V190H212ZM219 191V190H218ZM231 191V190H230ZM245 191V190H244ZM247 191V190H246ZM260 191V190H259ZM39 192V191H38ZM47 192V191H46ZM48 192H50V191H48ZM61 192V191H60ZM93 192V191H92ZM92 192H90L91 194H92ZM112 192V191H111ZM164 192H165V190H164ZM233 192V191H232ZM248 192V191H247ZM246 192V193H247ZM250 192V191H249ZM252 192H255L254 190L252 191ZM258 191H256L255 193H257ZM35 193V192H34ZM59 193V192H58ZM65 193V192H64ZM72 193V192H71ZM78 193V192H77ZM166 193H167V191H166ZM187 192H185V194H186ZM193 193V192H192ZM202 194H204L203 192H201ZM215 193V192H214ZM229 193V192H228ZM227 193V194H228ZM245 193V194H246ZM260 192H258V194H259ZM264 193V192H263ZM24 194V193H23ZM30 195L31 194H33V192L32 193H29ZM28 194V195H29ZM44 194H46V193H44ZM54 194V193H53ZM61 194V193H60ZM74 194V193H73ZM79 194V193H78ZM96 194V193H95ZM110 194V193H109ZM108 194V195H109ZM184 194V195H185ZM189 194V193H188ZM194 194V193H193ZM202 194H201V196H202ZM240 194V193H239ZM247 194H249V193H247ZM252 194V193H251ZM251 194L249 195V196H251ZM257 194V195H258ZM6 195H8L9 196V198L10 199H7L6 198ZM39 195V194H38ZM59 195V194H58ZM66 195V194H65ZM107 195V194H106ZM115 195V194H114ZM229 196H230V193L228 194ZM231 195H232V193H231ZM255 195V194H254ZM264 195V194H263ZM262 195V196H263ZM24 196V195H23ZM56 196V195H55ZM61 196V195H60ZM60 196H59V198H58V200L57 201H59V199H60ZM166 196V195H165ZM198 196V195H197ZM205 196V195H204ZM225 196H226V194H225ZM232 196H234V195H232ZM244 196V195H243ZM246 196V195H245ZM248 196V195H247ZM248 196V197H249ZM26 197V196H25ZM28 197V196H27ZM38 197V196H37ZM113 197V196H112ZM231 197V196H230ZM235 197V203L236 202H238V201H243L242 200V198H241V194H240V196L239 195H236V196H234ZM253 197L254 196H252V197H249L250 199L252 198L253 199ZM256 197V196H255ZM261 197V196H260ZM259 197V198H260ZM53 198V197H52ZM74 198V197H73ZM96 198H99L98 196L96 197ZM108 198V197H107ZM121 198V197H120ZM183 198H184V196H183ZM182 198V199H183ZM196 198V197H195ZM202 198V197H201ZM200 198V196H198V200L200 199V200H202ZM224 198V197H223ZM227 198H229V197H227ZM226 198V199H227ZM244 198V197H243ZM77 199V198H76ZM225 199V198H224ZM232 199V198H231ZM247 199V198H246ZM250 199H248V200H250ZM250 200V201H253V200ZM73 200H75V199H73ZM87 200V199H86ZM105 200V199H104ZM184 200V199H183ZM197 200V203L199 204L200 203V205H198V206H195L196 208L198 207V209L200 208V207H206V205H204L203 206V204H205V203H202V205H201V202H200V200L198 201ZM244 200H245V198H244ZM259 201V199H258V197H256V201ZM260 200H262L261 198H260ZM31 201V200H30ZM56 201V202H57ZM82 201V200H81ZM88 201V200H87ZM90 201V200H89ZM97 201V200H96ZM163 201H164V199H163ZM250 201H247V202H250ZM262 201H264V200H262ZM261 201V202H262ZM60 202H61V199H60ZM71 202V201H70ZM106 202H108V201H106ZM165 202V201H164ZM206 202V201H205ZM232 202V201H231ZM246 202V201H245ZM254 202L255 201H253L252 203H253V205H254ZM260 202V203H261ZM26 203V202H25ZM43 203V202H42ZM54 203H55V201H54ZM78 203V202H77ZM103 203H105V202H103ZM168 203V202H167ZM234 203V202H233ZM244 203V202H243ZM259 203V202H258ZM259 203V204H260ZM89 204V203H88ZM101 204H102V202H101ZM163 204V203H162ZM224 204V203H223ZM232 204V203H231ZM250 204V203H249ZM43 205H45V204H43ZM48 205V204H47ZM58 205L60 206V203H58ZM58 205H57V207H58ZM87 205V204H86ZM102 205H104V204H102ZM189 205V204H188ZM193 205V204H192ZM227 205H229V204H227ZM234 204H232V206H233ZM244 205H245V203H244ZM252 205V206H253ZM262 205H264V203H262L261 204V206ZM2 206V207H3ZM26 206V205H25ZM24 206V207H25ZM36 206V205H35ZM76 206H77V204H76ZM100 205L98 204V206L97 207H99ZM108 206H109V204H108ZM167 206V205H166ZM231 206V205H230ZM230 206H228V207H230ZM235 206V205H234ZM238 206V205H237ZM248 206V205H247ZM252 206H250V207H252ZM259 206V205H258ZM1 207V206H0ZM20 207V206H19ZM47 207V206H46ZM50 207H51V205H50ZM168 207H169V205H168ZM228 207H226V208H228ZM241 207V206H240ZM245 207V206H244ZM249 207V208H250ZM254 207V206H253ZM255 207H257V206H255ZM254 207V208H255ZM263 207V206H262ZM30 208V207H29ZM39 208H42V207H39ZM55 208V207H54ZM59 208V207H58ZM110 208L112 209L113 207H111L110 206ZM161 208V207H160ZM201 208V209H202ZM231 208V207H230ZM247 208V207H246ZM246 208H245V211H246ZM248 208V209H249ZM57 209V208H56ZM94 209H96V208H94ZM98 209V208H97ZM100 209V208H99ZM186 209V208H185ZM195 209V208H194ZM203 209H206V208H203ZM235 209V208H234ZM256 209V208H255ZM22 210V209H21ZM68 210V209H67ZM161 210V209H160ZM163 210V209H162ZM208 210V209H207ZM228 210H230V209H228ZM251 211H253V212H255L254 210H252V209H250ZM258 210H259V208H258ZM264 210V209H263ZM25 211V210H24ZM55 211V210H54ZM57 211V210H56ZM56 211L55 212H53V216H52V218L54 217L55 218V216H54V214L56 213ZM64 211H66V210H64ZM104 211V210H103ZM187 211V210H186ZM194 211V210H193ZM197 211V210H196ZM209 211V210H208ZM230 211H233V210H230ZM230 211L228 212L229 214H230ZM1 212V211H0ZM5 212V213H6ZM58 212V211H57ZM71 212V211H70ZM74 212H75V210H74ZM160 212V211H159ZM198 212V211H197ZM249 212V211H248ZM4 213V214H5ZM7 213H6V215H7ZM25 213V212H24ZM35 213V212H34ZM94 213V212H93ZM103 213V212H102ZM184 213H185V211H184ZM183 213V214H184ZM186 213H188V212H186ZM193 213V212H192ZM262 213V212H261ZM57 214V213H56ZM61 214V213H60ZM69 214V213H68ZM154 214V213H153ZM190 214H191V212H190ZM189 214V215H190ZM201 214H202V212H201ZM209 214V213H208ZM207 214V215H208ZM224 214V213H223ZM235 215H236V213H234ZM238 214H239V212H238ZM237 214V215H238ZM241 214H243V213H241ZM259 214H260V211H259ZM258 214V215H259ZM2 215V214H1ZM16 215H18V214H16ZM34 215V214H33ZM50 215V214H49ZM62 215L63 214H61V217H62ZM75 215V214H74ZM95 215H97V213L95 214ZM105 215V214H104ZM121 215V214H120ZM119 215V216H120ZM156 215V214H155ZM160 215V214H159ZM188 215V216H189ZM204 215V214H203ZM247 215V214H246ZM248 215H250L249 213H248ZM247 215V216H248ZM251 215H253V213H251ZM261 215V214H260ZM262 215H264V214H262ZM4 216V215H3ZM2 216V217H3ZM19 216H20V214H19ZM58 216V215H57ZM101 216V215H100ZM205 216V215H204ZM224 216V215H223ZM234 216V215H233ZM8 217V218H9ZM15 217V216H14ZM122 217V216H121ZM159 217V216H158ZM157 217V218H158ZM165 217H167V216H165ZM191 217H193V216H191ZM201 217V216H200ZM207 217V216H206ZM218 217V216H217ZM216 217V218H217ZM256 217L257 216H255V219H256ZM263 218H264V216H262ZM262 217H260L259 216V219L260 218H262ZM7 218V217H6ZM22 218V217H21ZM54 218H53V221H54ZM57 218V217H56ZM65 218V217H64ZM63 218V219H64ZM160 218H162V217H160ZM164 218V217H163ZM199 218V217H198ZM198 218H196V219H198ZM211 218H213V217H211ZM246 218V217H245ZM37 219V218H36ZM68 219V218H67ZM117 219V218H116ZM118 219H119V217H118ZM122 219V218H121ZM193 219V218H192ZM191 219V220H192ZM206 219V218H205ZM214 219H215V215H214ZM242 219V223L244 222L243 221V218H241ZM254 219V218H253ZM258 219V218H257ZM0 220H1V218H0ZM20 220V219H19ZM40 220H42V219H40ZM39 220V221H40ZM74 220V219H73ZM126 220H127V218H126ZM133 220V219H132ZM163 220V219H162ZM200 220H201V218H200ZM204 220V219H203ZM202 220V221H203ZM210 220H212V219H210ZM209 220V221H210ZM236 220V219H235ZM263 220V219H262ZM3 221V220H2ZM4 221H6V220H4ZM56 221V220H55ZM54 221V222H55ZM169 221V220H168ZM171 221V220H170ZM194 221V220H193ZM214 221V220H213ZM215 221H217L216 219H215ZM219 221H220V218H219ZM249 221V220H248ZM254 221V220H253ZM252 221V222H253ZM260 221V220H259ZM7 222V221H6ZM19 222V221H18ZM49 222V221H48ZM51 222V221H50ZM54 222H53V224H54ZM87 222V221H86ZM85 222V223H86ZM112 222H114V220L112 221ZM158 222V221H157ZM198 222H199V220H198ZM256 222H258V221H256ZM255 222V223H256ZM261 222V221H260ZM13 223V222H12ZM58 223V222H57ZM88 223V222H87ZM86 223V224H87ZM102 223V222H101ZM105 223V222H104ZM103 223V227H104V225L106 224H104ZM110 223L111 222H109V224L108 225H110ZM131 223H133V222H131ZM156 223V222H155ZM171 224H172V222H170ZM170 223H168L169 225H170ZM189 223V222H188ZM187 223V224H188ZM191 223V222H190ZM193 224H195V222H192ZM191 223V224H192ZM245 223V222H244ZM243 223V224H244ZM254 223V222H253ZM259 223V222H258ZM263 223V222H262ZM56 224V223H55ZM79 224V223H78ZM84 224V223H83ZM89 224V223H88ZM161 224V223H160ZM192 224V225H193ZM198 224L199 223H197V227H198ZM242 224V225H243ZM246 224H248V223H245L244 225H246ZM1 225V224H0ZM8 225V224H7ZM23 225V224H22ZM35 225H37V224H35ZM39 225V224H38ZM57 225V224H56ZM85 225V224H84ZM94 225V224H93ZM115 225V224H114ZM120 226H121V224H119ZM130 225V224H129ZM243 225V226H244ZM257 225V224H256ZM260 225V224H259ZM258 225V226H259ZM33 226V225H32ZM46 226H47V224H46ZM55 226V225H54ZM70 226V225H69ZM90 226V225H89ZM92 226V225H91ZM111 226H113V225H110L109 227H111ZM132 226V225H131ZM154 225L152 224V227H153ZM175 226V225H174ZM190 226V225H189ZM237 226V225H236ZM241 226V225H240ZM262 226V225H261ZM4 227V226H3ZM6 227H8V226H6ZM29 227V226H28ZM28 227H26V228H28ZM34 227V226H33ZM45 227V226H44ZM53 227V226H52ZM59 227V226H58ZM80 227H82V226H80ZM93 227V226H92ZM100 227V226H99ZM106 227V226H105ZM129 226H127V228H128ZM151 227V228H152ZM158 227V226H157ZM167 227V226H166ZM176 227V226H175ZM201 227V226H200ZM204 228L206 227V226H203ZM211 227V226H210ZM239 227V226H238ZM242 227V226H241ZM251 228H252V226H250ZM9 228V227H8ZM7 228V229H8ZM14 229H15V227H13ZM37 228V227H36ZM55 228H57V227H55ZM76 228V227H75ZM86 228H88V227H86ZM137 228V227H136ZM139 228V227H138ZM137 228V229H138ZM150 228V229H151ZM213 228V227H212ZM233 228H234V226H233ZM246 228V227H245ZM249 228V227H248ZM12 229V228H11ZM29 229H30V227H29ZM33 229V228H32ZM53 229V228H52ZM80 228H78V230H79ZM89 229V228H88ZM113 229H114V227H113ZM123 229H124V227H123ZM129 229V228H128ZM154 229H156V228H154ZM177 229V228H176ZM197 229V228H196ZM247 229V228H246ZM34 230V229H33ZM40 230V229H39ZM90 230V229H89ZM88 230V231H89ZM94 230V229H93ZM95 230H96V228H95ZM94 230V231H95ZM122 230V228H120V231ZM125 230V229H124ZM131 230V229H130ZM133 230V229H132ZM131 230V231H132ZM198 230H200V228L198 229ZM242 230H244L245 231V229L243 228ZM249 230H251L250 228L249 229H247L246 231H249ZM252 230H253V228H252ZM9 231H12V230H9ZM30 231V230H29ZM52 231V230H51ZM76 231V230H75ZM88 231H86V232H88ZM90 231H92V230H90ZM89 231V232H90ZM115 231V230H114ZM126 231H128V230H126ZM126 231H124V233L126 232ZM138 231H140V230H138ZM188 231V230H187ZM193 231V230H192ZM202 231V230H201ZM206 231V230H205ZM244 231H242V232H244ZM264 231V230H263ZM58 232V231H57ZM67 232V231H66ZM66 232H64V233H66ZM116 232V231H115ZM118 232V231H117ZM122 232V231H121ZM143 232H144V230H143ZM154 232V231H153ZM195 233H196V231H194ZM251 232V231H250ZM261 232V231H260ZM260 232H259V234H260ZM15 233V232H14ZM43 233H45V232H43ZM42 233V234H43ZM47 233V232H46ZM45 233V234H46ZM51 233H53V232H51ZM76 233V232H75ZM100 233V232H99ZM119 233V232H118ZM193 233V232H192ZM194 233V234H195ZM199 233V232H198ZM90 234V233H89ZM121 234H123V232L121 233ZM121 234H119V235H121ZM133 234V233H132ZM9 235V234H8ZM40 235H41V233H40ZM44 235V234H43ZM50 235V234H49ZM55 235V234H54ZM126 235V234H125ZM255 235V234H254ZM261 235H263L262 237H264V234L263 233H261ZM79 236H80V234H79ZM82 236H83V234H82ZM90 236V235H89ZM117 236H118V234H117ZM131 236V235H130ZM133 236V235H132ZM256 236H257V234H256ZM260 236V235H259ZM29 237V236H28ZM45 237V236H44ZM44 237H43V239H44ZM51 237V236H50ZM66 237V236H65ZM97 237V236H96ZM114 237V236H113ZM58 238V237H57ZM60 238V237H59ZM59 238H58V240H59ZM79 238V237H78ZM90 238H92L91 236H90ZM3 239V238H2ZM7 239V238H6ZM6 239H5V241H6ZM61 239V238H60ZM99 239V238H98ZM101 239H102V237H101ZM119 239H120V236H119ZM127 239V238H126ZM125 239V240H126ZM42 240V239H41ZM100 240V239H99ZM112 240V239H111ZM113 240H114V238H113ZM111 241V242H113L114 243V241ZM117 240V239H116ZM115 240V242L117 243V241ZM131 240H132V237H131ZM9 241V240H8ZM14 241V240H13ZM24 241V240H23ZM36 241H37V239H36ZM46 241V240H45ZM105 241V240H104ZM133 241V240H132ZM135 241V240H134ZM121 242V241H120ZM141 242H143V241H141ZM34 243V242H33ZM32 243V244H33ZM58 243V242H57ZM57 243H55V244H57ZM116 243H114V244H116ZM6 244H7V242H6ZM10 244H11V242H10ZM31 244V245H32ZM70 244V243H69ZM120 245L122 244V243H119ZM118 244V245H119ZM9 245V244H8ZM8 245H6L7 247H8ZM13 246V245H12ZM12 246H10V248H13L12 250H15L16 249V247L17 246H19L20 247V245H16V246H14L15 247V249H14V247H12ZM29 246V245H28ZM33 246V245H32ZM55 246V245H54ZM69 246V245H68ZM68 246L66 247V248H68ZM76 246V245H75ZM111 246V245H110ZM62 247V246H61ZM112 247V246H111ZM22 248H24V247H22ZM33 248V247H32ZM55 248V247H54ZM9 249V248H8ZM56 249V248H55ZM73 249H74V247H73ZM107 249H109V246H108V248H106V250ZM67 250V249H66ZM72 251H74V250H72ZM50 252H51V250H50ZM53 253H56V252H53ZM36 254V253H35ZM34 254V255H35ZM57 254V253H56ZM41 255V254H40ZM46 255V254H45ZM70 255V254H69ZM38 256V255H37ZM143 256V255H142ZM4 257V256H3ZM53 257V256H52ZM52 257H51V259H52ZM62 257V256H61ZM65 257V256H64ZM8 258V257H7ZM40 258V257H39ZM42 258V257H41ZM40 258V259H41ZM44 258V257H43ZM4 259V258H3ZM6 259V258H5ZM46 259V258H45ZM50 259V257H49V260H51ZM56 259V258H55ZM58 259V258H57ZM65 259V258H64ZM32 260V259H31ZM47 260H48V257H47ZM46 260V261H47ZM48 260V261H49ZM63 260V259H62ZM3 261V260H2ZM21 261V260H20ZM43 261V260H42ZM52 261V260H51ZM60 261V260H59ZM139 261V260H138ZM137 261V262H138ZM143 261H144V259H143ZM143 261H139V262H143ZM146 261H147V259H146ZM145 261V262H146ZM148 261H149V259H148ZM147 261V262H148ZM30 262V261H29ZM54 262H55V260H54ZM56 262H58V261H56ZM138 262V263H139ZM150 262H152L151 260L149 261V264H150ZM53 263V262H52ZM144 263V262H143ZM46 264H48L47 262H46ZM50 264V263H49ZM56 264V263H55ZM140 264V263H139ZM145 264V263H144Z\"/></svg>",
    "mask_w": 264,
    "mask_h": 264
}]
</instances>
